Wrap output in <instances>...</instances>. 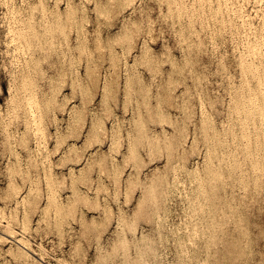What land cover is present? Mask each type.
<instances>
[{
  "label": "rangeland",
  "instance_id": "rangeland-1",
  "mask_svg": "<svg viewBox=\"0 0 264 264\" xmlns=\"http://www.w3.org/2000/svg\"><path fill=\"white\" fill-rule=\"evenodd\" d=\"M196 1H198V2H196ZM208 1H210L211 3L213 2V3L211 4ZM58 2H59V4H58ZM181 2H183L182 4H183V6H185V9H184V7L181 8V6H182ZM188 2H190L191 4ZM193 2L196 4H194ZM193 2H192V0L191 1L190 0H174V2H173V0L172 1L171 0H167V1L166 0H70V1L69 0H54V1L53 0H15V1L14 0H0V39H1L0 40V112H1V114H0L1 115L0 116V126L2 127V128L0 127V133H1L0 136L2 135L0 137V142L3 144L2 145L0 143V188H1L0 189V197L2 194V197L0 198V205H1L0 206V210H1L0 211V224H1L0 228L5 229V228L9 227V230L12 233L14 230V235H18V236L22 237L23 239L25 238L24 239L25 242L30 245L31 252L36 254L35 256L33 254V258L31 257V259H33V260H31V259L26 260L25 258H22V256L17 255L18 253H14L13 250H15V249L13 246V242L9 241L6 238L4 239L2 237V238H0V261H2V260L3 261L6 260V261L5 262L2 261V262H0V264H2V263L3 264L4 263L5 264H13V263L18 264L19 262H20L19 264H21V263L22 264L23 263L24 264H26V263L27 264H33V263L34 264H62V263L63 264H74V263L75 264H163V262H164V264H169V263L170 264H178V263L179 264H204V263L205 264H232V263H234V264H264V181H262V180H264L263 179L264 178V166H263L264 163H262V162H264L263 161L264 160V147H263L264 146V141H263L264 138H262V136L264 137V134H263L264 133V124L262 125L261 119H258V117H256L257 115H256V111L254 109V106L257 107L260 104V102L258 101V99L256 101L255 97L253 96V94H254L253 89L254 88L252 89V87H254L255 83L253 81H251V80H253V78H251L252 73L250 72V68L248 67V72H245V70H241V65H240V64H245L243 62V61H245L243 58H245V59L247 58V60L251 59L253 61H256V59L254 60V57H252V55H250V56L248 55V57H245V56H247V54L245 55L243 53H246L245 44L247 43L249 38L250 39H253V38L259 39L261 34L264 33V0H260V1L259 0H241V1L237 0L238 4H237L236 0H229L230 3L228 2V0H226V2H228L229 4L226 3V6H228V7L226 8V6H225L223 8L224 12H223V9L220 11L221 15H218L220 13H219V10L216 9V8H218L217 4H218L219 0H194ZM214 2H216V3L214 4ZM244 2H246V3H244ZM74 3L76 4V7H74L75 6ZM96 3L97 4L99 3L100 5H97ZM160 3H162V4H160ZM173 3L174 4L176 3V4L174 5ZM197 3H199L200 5ZM39 4H40V6H39ZM230 4L232 6L229 8ZM54 5L56 8L53 7ZM68 5L71 8H69ZM71 5H74V6H71ZM95 5H97L99 7H97ZM139 5H140V8H139ZM168 5L169 6L171 5L175 9L172 8L171 6L168 7L169 9H167L166 6H168ZM191 5H193V6H191ZM207 5L210 7V9ZM178 6L180 9H184L186 11L182 12L181 10H179ZM41 7H43L45 10ZM65 7H66V10H68L67 12L65 11ZM198 7H200V9ZM57 8L60 10L58 11ZM157 8L161 12L158 11ZM176 8L178 10V13L175 12V11H177ZM187 8H189L190 10ZM48 9H50L51 11ZM52 9H54L55 11L54 10L52 11ZM192 9L195 11L197 10L196 13L199 12L198 13L199 17H197L198 14H195L194 13L195 11H193ZM201 9L202 10L204 9V11H202ZM229 9H231V11ZM248 9L249 10L251 9V11H248ZM63 10H64V12H63ZM169 10L174 11V13L172 11H169ZM198 10H200V11H198ZM214 10L216 11V13H214ZM74 11H76V13H78L79 15L78 14H77L78 16L75 15ZM167 11H169L170 13ZM261 11H262V13H260ZM43 12H45L46 14H44ZM51 12H53V13H51ZM59 12H60V14H59ZM185 12L187 14H185ZM227 12L228 13L230 12L231 14H228ZM40 13H41V15H40ZM56 13H57V16L59 18L56 16ZM70 13H71V15H69ZM160 13H162L163 15H161ZM192 13H193V15H192L193 17H194V15L196 16L194 18L196 19L197 22L193 19L192 16L190 17L191 21H190V19H188L189 15ZM225 13L228 14V19H227V15H225ZM37 14H39V15L37 16ZM80 14L82 15V17L80 16ZM158 14H159V16H158ZM17 15H19V16H17ZM30 15H32V17ZM202 15H203V17L204 16L205 17L202 18ZM36 16H37V18H36ZM65 16L68 18H66ZM163 16L165 17L164 21H163V19H164ZM221 16L222 17L224 16V17L221 18ZM173 17H175V19ZM178 17H179V20H178ZM249 17H251V18H249ZM255 17H257V19H255ZM26 18H28V21L31 19L33 20V22H32V20L29 21L31 25L29 24V22L27 21ZM34 18H36V19H34ZM42 18L46 19V23H44L45 19H42ZM229 18H231V19L234 18V19H232V20L230 19V21H231L230 22ZM76 19L79 20L78 22H79L80 26L77 25ZM166 19H168V20H166ZM169 19H171V20H169ZM259 19L261 20V22H259ZM10 20H12V21L10 22ZM13 20H14V22H13ZM15 20H17V21H15ZM64 20L65 21L67 20L66 22L68 24L67 23L65 24ZM74 20H75V23H73ZM185 20L189 21V22H186ZM37 21H39V22H37ZM61 21H63V22H61ZM68 21L70 23L72 21L73 22L70 24ZM224 21L230 22V23L225 24L226 22H224ZM15 22H17V23H15ZM52 22H53V24H51ZM119 22L121 23V25ZM203 22L207 23L208 26H207V24H204ZM211 22H212V24H211ZM233 22H235V23H233ZM43 23L46 24V26L49 25V27L44 28L46 26ZM58 23H60L61 25ZM217 23H219L222 26H220ZM221 23H223V24H221ZM38 24H39V26H38ZM171 24H173V25H171ZM202 24H203V28L205 30L203 28L200 29V27H202ZM257 24H259L260 26H257ZM25 25H27V26H25ZM74 25H75V29L73 28ZM226 25L229 29L227 27L225 28ZM234 25L235 26L237 25V27H235ZM239 25H241V26L245 25V27L241 28V26H239ZM12 26H14V27H12ZM28 26H29V28H28ZM62 26H64V27H62ZM179 27L180 28L183 27L182 28L183 30H181ZM215 27H216V29H215ZM233 27H235V29L238 31V34H240L242 31L243 32L240 35H237V34H235V33H237V31H235ZM250 27L251 28L253 27L252 31H255V32L250 31L251 30ZM18 28H20V29H18ZM206 28L209 31H206ZM220 28H222L223 30ZM258 28H259V31H258ZM16 29L18 31H16ZM44 29H45V31H43ZM224 29H226L227 31L226 30L224 31ZM23 30L26 32L23 33ZM229 30L231 32H229ZM262 30H263V32H262ZM4 31H6V32H4ZM14 31H16V32H14ZM61 31L63 33H61ZM65 31H67V32H65ZM184 31L185 32L188 31L190 34L188 32L185 34ZM217 31H219V32H217ZM7 32H10V34ZM11 32H13V33H11ZM59 32H60L61 36H59L60 35ZM196 32L198 34L200 33L201 37H203L204 39L199 37L200 34L198 35ZM224 32H226V33H224ZM67 33H68V35H67ZM79 33H81L82 35ZM193 33H195V34L193 35ZM227 33H228V35H227ZM30 34L34 35V36H30ZM43 34H45V35H43ZM55 34H57L58 38H56L57 36ZM223 34H225V35H223ZM230 34H232L233 36H231ZM22 35H23V38H22ZM72 35H74V36H72ZM190 35H191V37H190ZM214 35L216 38L214 37ZM40 36H41V38H39ZM19 37L22 38L23 40L20 39ZM26 37H28V38H26ZM245 37H246V39H244ZM62 38L63 39L66 38V39L63 40ZM199 38L201 40L200 44H199ZM232 38L235 41L230 42L231 40H233ZM52 39H54V40H52ZM57 39H59V40H57ZM188 39H192V40H188ZM16 40H18V41H16ZM43 40H45V41H43ZM179 40H180V42H179ZM187 40H188V43H186ZM225 40H226V43H225ZM77 41H80V42H77ZM184 41H186L185 44H184ZM239 41L242 45L239 43ZM243 41L244 42L246 41V42L244 43ZM218 42H220L223 45H220V43H218ZM236 42H238V43H236ZM56 43L59 45H57ZM178 43H180V44H178ZM193 43L196 47L193 45ZM210 43L213 45V47H211L212 45ZM201 44H202V46H200ZM205 44L208 46L204 47ZM229 45H230V47H229ZM7 46H9V47H7ZM47 46H49V48ZM54 46H56V47H54ZM142 46H144V47H142ZM191 46L194 47L195 49L192 48ZM225 47H227V48H225ZM33 48H35L36 50ZM37 48H40V49H37ZM58 48H60L59 52H58ZM232 48H234V49H232ZM51 49H53V50H51ZM207 49L209 50V54H208ZM46 50H48V51H46ZM126 50H127V52H126ZM189 50H191V51H189ZM31 52H33V53H31ZM221 52H223V53H221ZM22 53L26 56H24ZM218 53L220 56H218ZM234 53H236V54H234ZM122 54H124V55H122ZM225 54L226 55L228 54L227 55L228 57ZM223 55H225V56H223ZM29 56H30V58L32 57L31 60L33 61V63L35 62L34 63L35 65L30 60ZM241 56H242V58H241ZM117 57H119V58H117ZM148 57H149V60H148ZM33 58L36 60H34ZM112 58H113V60H112ZM114 58H117L118 61L115 60ZM192 58H193V60H192ZM230 58H232L233 60H231ZM221 59H222V61H221ZM240 59H243V60H240ZM124 60H126V61H124ZM237 60H238V63L236 62ZM26 61H28V62L26 63ZM112 61L114 62V64ZM146 62H148V63H146ZM30 63H32L33 65ZM117 63H119V64L117 65ZM125 63H126V65H125ZM226 63H228V64H226ZM12 64H14V66ZM109 65H111L112 67H110ZM223 65H225V66H223ZM11 66H12V69H11ZM87 67H89L90 70L89 69L87 70ZM128 67L130 68V70ZM21 68H23V69H21ZM93 68H95V69H93ZM226 68H228V69L226 70ZM27 69L29 70L28 72H26ZM32 69H33V73L35 74L36 77L32 73V71H31ZM116 69H118L119 71ZM217 69H219L220 72ZM115 71H117V73ZM233 71L235 72V74L233 73ZM11 72H12V74H11ZM74 72H76V74ZM17 73H19V74L17 75ZM25 73H26V75H28L27 76L28 79L26 78ZM39 73H40L41 77L39 76ZM60 73H63V74H60ZM238 73L239 74L242 73L241 76ZM247 73H249V74H247ZM11 75H12V77H11ZM42 75L44 76V78L42 77ZM54 75H56V76H54ZM64 76H65V78H64ZM236 76H238V78ZM222 77L228 78L229 81L226 80V78L223 79ZM9 78H11V79H9ZM12 79H13V81H12ZM16 79H17V82H15ZM8 80H9L10 86L8 85ZM30 80H32V81L30 82V85H29ZM36 80H38V81H36ZM60 80H63V81L60 82ZM26 82L28 83L27 84L28 86L24 85V84H26ZM41 83H42V85H41ZM226 83H228L229 85ZM236 83H238V84L236 85ZM251 83H253V84H251ZM20 84L23 86H21ZM50 84H52V85H50ZM54 84H56V85H54ZM240 85L243 86V87H241L242 89L240 88ZM34 86H35V88H34ZM47 86H49V87H47ZM50 86H51V88L53 87L54 89L53 88L50 89ZM12 88H14V89L11 90ZM33 88L36 90H34ZM45 88L48 90V92ZM16 89H18V90H16ZM57 89H59V90H57ZM57 91H60V92H57ZM11 92L12 93L14 92V94H11ZM250 92H251V94H250ZM45 93H47V94H45ZM52 93H54V94H52ZM228 93H230L232 95L237 94L238 99L235 98L236 97L235 95L232 96L229 94V96H230L229 97ZM20 94H21L20 98L16 97V96H19ZM25 94H27V96ZM40 94H42L41 100H40L41 97H39ZM58 94H59V96H58ZM243 94H244V96L242 97ZM239 95H241V96H239ZM9 96H11V98ZM61 96L63 98H59ZM233 97L235 100L233 99ZM240 97L243 100L242 102L240 100ZM18 99H20V100L18 101ZM35 99H36V101H35ZM48 99L51 102H49ZM53 99H54V101H53ZM55 99H57L58 101L56 100V102H55ZM230 99L232 100V102L235 101V103H233V105L231 104L232 102ZM227 100L229 102H227ZM238 100L240 102H238ZM248 100H249V102H248ZM15 101H16V103H14ZM9 102H11V103H9ZM20 102H22L23 104L26 103L28 105L24 104V105H26V106H24V105H22V103L20 104ZM29 102H30V104H29ZM33 102H35L34 105H33ZM236 102H237V104H236ZM42 103L44 106L42 105ZM250 103H251V105H250ZM5 105H6L8 110L6 109ZM56 105H58V106L60 105L59 108H58V106L56 107ZM61 105L63 106V108ZM64 105L66 106V108ZM21 106H23V107L21 108ZM51 106H52V108H51ZM229 106L230 107L232 106L230 108L232 110L229 109L230 113L228 110ZM251 106H252V108H251ZM9 107H11V108L9 109ZM54 107L57 109H55ZM240 107H242V108H240ZM17 108H18V110H16ZM41 108H42V110H41ZM60 108H62V109H60ZM226 108H227V110H226ZM236 108H237V110H236ZM3 109H5V110L2 111ZM43 109L44 110L48 109L49 111L48 110L44 111ZM59 109L61 110V112H59L60 111ZM68 109H71V110H68ZM244 109H246V110H244ZM10 110H11V112H10ZM24 110H25V112H24ZM64 110H65V112H64ZM233 110H235V111H233ZM18 111L19 112L22 111V112L19 113ZM74 111H79V112H74ZM41 112H44V113H41ZM233 112H235L236 114ZM241 112H243L244 115ZM245 112H247V114ZM7 113H8V115H7ZM28 113H30V114H28ZM16 114L17 115L19 114V115L17 116ZM79 114H80V116H79ZM11 115L13 117L15 115L16 116L13 119V117ZM50 115H51V117H50ZM74 115H75V117H74ZM237 115H239V116H237ZM250 115L252 116V118ZM7 117L8 118L10 117L11 119L9 118V120H8ZM26 118L28 121L25 120ZM3 119H6L7 123ZM17 119H18L19 123L16 122ZM48 119H49V121H48ZM50 119L52 120V122ZM223 119H224V122H223ZM11 120H13V121H11ZM20 121L24 122L25 124L21 123ZM227 121L229 123H231V122L232 123L228 124ZM246 121H247V124H246ZM259 121H260V123H258ZM10 122H13L14 124L10 123ZM93 122H94V124H93ZM237 122L238 123L241 122V123L239 125H237L238 124ZM172 124H174V125H172ZM27 125H28V127H27ZM51 125H53V126H51ZM171 125L173 127H171ZM230 125H231V127H230ZM232 125H234L233 128H232ZM245 125H246V127L247 126L248 127L245 128ZM257 125H259V126H257ZM223 126H225V127H223ZM235 126L237 128H235ZM250 126H253L254 128L250 127ZM3 127H4V129H3ZM13 127H15V128H13ZM162 127H163V129H162ZM255 127L257 129H259L261 127L259 129V131L262 133H260ZM89 128L92 130H90ZM93 128H94V130H93ZM95 128H97V129H95ZM17 129H18V131H16ZM27 129H29V130L27 131ZM43 129L46 130L47 132L44 131ZM228 129H229V131H228ZM247 129H248V131L246 132ZM5 130H6V132H4ZM9 130L11 132L12 131L13 132L10 134V132H8ZM110 130H111V132H110ZM162 130H164V131H162ZM232 130H233V132H232ZM236 130H238V131H236ZM35 131H36V133H35ZM5 133L7 134V136ZM14 133L16 135H19V136H16ZM110 133H113L114 136ZM250 133L253 137L250 135ZM253 133L254 134L256 133V134L254 135ZM39 134H41V135H39ZM44 134H46V135L48 134L47 135L48 138ZM226 134H228L229 136L231 135V136L228 137V135H226ZM21 135H23V136H21ZM34 135L35 136L37 135V138ZM54 135L56 136V139H55ZM243 135H244V137H242V138L245 142L241 138V136H243ZM245 135H246V137H245ZM28 137L32 138V139H30V141H29ZM255 137H258V138L260 137V138L256 139ZM229 138H232V143H231L232 145L230 144L231 139L229 140V142H228V140H226ZM252 138H253V140H252ZM254 138L256 139L255 141H254ZM5 139L8 140L7 141L8 146H6V147L4 146L6 144ZM58 139H61V141L60 140L58 141ZM204 139L207 141L204 142ZM238 139H241V140H238ZM224 140H226V141H224ZM240 141H242V142H240ZM222 142L224 143V145ZM251 142H253V144ZM26 143L30 144V146L27 145ZM38 143L40 144V146ZM218 143H220L219 146H218ZM235 143H236V145H235ZM213 144H215L217 147ZM248 144H250V145H248ZM257 144L259 145V147H261V149H263V152L261 149L257 148V146H256ZM69 145H71V146H69ZM229 145L232 147H230ZM252 145L253 146L255 145L256 148H252L253 147ZM205 146H207V147H205ZM214 146H215V148H214ZM238 146L240 149L238 148ZM241 146H243V147H241ZM4 147L7 148L5 150V152H4ZM33 147L35 149H33ZM38 147H41V148H38ZM72 147H75V149ZM182 147H183V149H182ZM30 148H31V150H30ZM184 148H185V150H184ZM242 148H244V149H242ZM8 149L10 151L9 153L7 151ZM50 149L52 151L56 150V151H54L55 153L51 152ZM206 149H207V152H206ZM212 149H213V151H211ZM228 149H231V150L229 151ZM94 150H95V152H93ZM99 150H101V151H99ZM254 150H256V152ZM258 150L261 152L259 153ZM41 151H43L42 153H44L46 156L44 154H42ZM65 151H67V152H65ZM102 151H104V152H102ZM168 151H171V152L169 153ZM233 151L236 153L239 151V153L242 156H240L239 153H237V154L234 153ZM240 151H243V153ZM244 151H246V152H244ZM250 151H252V152H250ZM14 152L16 153V155L14 154ZM48 152H49V154H48ZM131 152H133V153H131ZM204 153H205V155L207 154V156L209 155V153H211V154L207 157L204 155ZM214 153H216V154H214ZM224 153H226V154H224ZM227 153H228V155H227ZM232 153H233V155L234 154L235 155L233 156ZM261 153H263V154H261ZM28 154H30V157ZM32 154L35 156H33ZM169 154H170V156H167ZM12 155L15 157H13ZM61 155H63V156H61ZM91 155L94 158H92ZM216 155H217V157H216ZM173 156H175V157H173ZM230 156H232V159ZM257 156H258V158H257ZM261 156H263V157H261ZM4 158H5V161H4ZM50 158L52 159L53 162L51 161ZM253 158H255L256 160H254ZM260 158H263V160L262 159L259 160ZM112 159L115 161L113 162ZM200 159H203V160H200ZM209 159L210 160L212 159L213 161L212 160L210 161ZM243 159H244V161H243ZM55 160L58 161V163ZM100 160L101 161L103 160V161L101 162ZM3 161L6 162L7 164L3 163ZM30 161H32V162H30ZM33 161L35 164L33 163ZM38 161H40V163ZM171 161H172V164L166 163V162H171ZM237 161H242V162L240 163ZM8 162L11 164H9ZM29 162L32 166L29 164ZM46 162H47V164L45 166ZM97 162H100V164H98ZM115 162H118V163H115ZM202 162L204 164H202ZM243 162H245V163H243ZM256 162H258V163L260 162L261 164L259 163V166H256V165H258V163H256ZM15 163H17V164H15ZM112 163H113V165H112ZM114 163H115V165H114ZM248 163H250V164L248 165ZM28 165H30V166H28ZM36 165H37V169H36ZM240 165L241 166L243 165L244 167H241ZM260 165H262V166H260ZM113 166H116V168ZM191 166H193V167H191ZM197 166L200 168V170H199V168H197ZM7 167H8V169H7ZM74 167L77 171L74 169ZM173 167H175V168H173ZM206 167H208L209 169ZM257 167L259 169H257ZM22 168H24L26 171H24V169H22ZM81 168H82V170H80ZM185 168H187V169H185ZM242 168H244L245 170H243ZM17 169H19V170H17ZM67 169L68 170L70 169V173ZM195 169H197V170L195 171ZM252 169L254 171H252ZM261 169L263 170V172ZM6 170H7V172H6ZM33 170H34V172H33ZM39 170H42V171L39 172ZM61 170L63 171V173H61ZM204 170H205V172H204ZM239 170H241V172ZM1 171H4V172L2 173ZM15 171L17 174L15 173ZM28 171H31V172H28ZM49 171H50V173H49ZM71 171H72V173H71ZM111 171H113V173ZM161 171H162V174L160 173ZM243 171L245 174L243 173ZM251 171L255 172L256 174L251 173ZM5 172H6V174H5ZM8 172H11V174L10 173L8 174ZM20 172L22 174L19 175L18 173H20ZM32 172L35 174H33ZM131 172H134V173L131 175ZM110 173L114 176H112ZM152 173H154L155 177H153ZM159 173H160L161 177H160ZM39 174H40V176H39ZM78 174L81 178L79 176L77 177ZM115 174L117 176H119V178H117V176ZM148 174H150L153 178L151 176H148ZM155 174H157V177ZM252 174H254V176ZM70 175H72L73 177ZM5 176L6 177L8 176V177L6 178ZM185 176H187V177H185ZM261 176H263V178H261ZM10 177H12L13 179ZM50 177H52V178H50ZM115 177H116V179H115ZM147 177H150V178H147ZM8 178H10V181ZM32 178L37 179V180H34ZM38 178H39V180H38ZM57 178L59 181L57 180ZM129 178L130 179L132 178V179L130 180ZM23 179L25 181H22ZM117 179H118V181L115 182ZM244 179H246V180H244ZM45 180H46V182H45ZM56 180L58 182H56ZM97 180H99V182ZM188 180H190V181H188ZM72 181L75 184H73ZM82 181H84L85 183ZM129 181H132V182L129 183ZM255 181L257 184L255 183ZM53 182H54L55 186L52 184ZM60 182H62L61 183L62 185H60ZM197 182H199V183L197 184ZM15 183H17V185ZM43 184H44V187H42ZM45 184H46V186H45ZM70 184L73 187H75L76 189L73 188ZM76 184H77V187L75 186ZM83 184H85L86 186L84 187ZM127 185L129 188L127 187ZM253 185H255V186H253ZM22 186H23V188H22ZM38 186H41L40 188H41L42 192L40 191V188ZM125 186L127 187L128 190H126ZM10 187H12V188H10ZM68 187L70 189H68ZM87 187H88V189H87ZM119 187H120V189H118ZM13 188H15V189H13ZM45 188H48V189H45ZM95 188L98 190H96ZM105 188L107 190L109 189L110 192H108L109 190L107 191ZM7 189L10 190L11 192H9ZM11 189L14 191H12ZM17 189L18 190L20 189L21 191L19 190V192H18V191H16ZM52 189L55 192L51 191ZM71 189L73 191H71ZM102 189H104V190H102ZM5 190H7L8 192ZM2 191H5L6 193L5 192L2 193ZM35 191H36V193H35ZM57 191H58V193H57ZM83 191H86V192L88 191V192L87 193L85 192V195H83L84 194ZM93 191H95V192H93ZM114 191H115V193H114ZM59 192H61V194ZM96 192H97V196H98L97 200L95 198V197H97V196H95ZM41 193H43V194H41ZM46 193H47V195H46ZM4 194L6 195V197L8 199L5 196H3ZM39 194H40V196H39ZM53 194H55V195H53ZM71 194H73V195H71ZM184 194L186 195V197ZM34 195H38V196L34 197ZM66 195L68 198L66 197ZM86 195H88V196H86ZM12 196H14V197H12ZM25 196H27V197H25ZM83 196H84V198H83ZM32 197L35 200H33ZM37 197L38 198L41 197V198L38 199ZM115 197H117V198H115ZM10 198H12V199H10ZM72 198H73V200H76V198H77L78 201L77 200H76L77 202L72 201L71 200ZM86 198H87V200H86ZM88 198H89V200H88ZM53 199L57 203H55L53 201ZM25 200L28 202H26ZM187 200H188V202H187ZM50 201H52L53 203H50ZM58 201L60 203H58ZM114 201H116V202H114ZM118 201H120V202H118ZM19 202H22L23 205H22V203H20L18 205ZM36 202H38V203L40 202L39 204H37L38 206L36 205ZM46 202H49L52 206ZM67 202L68 203L70 202L69 203L70 207H69V204ZM8 203H10V204H8ZM97 203L98 204L101 203L102 205L101 204L97 205ZM104 203L105 204L108 203L107 206L105 205L106 207L103 206ZM15 204H16V206H14ZM24 204H26L27 206ZM46 204L48 206H46ZM117 204L120 205L119 208H118V206H116ZM8 205H9V207H8ZM60 205H62V206L59 209H61L62 211L58 210V208H55L56 206L58 207ZM109 205H111V206H109ZM43 206L45 207L46 210L44 209ZM92 206H93V208H92ZM102 206L105 208V210L103 209ZM14 207H16V208H14ZM48 207H50L51 209ZM78 207H80V208H78ZM94 207H96V208H94ZM7 208H9V209H7ZM20 208L21 209L24 208L25 211L23 212ZM66 208H68V209H66ZM106 208L109 210H107ZM64 209H65V211H64ZM70 209H71V211H70ZM95 209H96V211H95ZM119 209H120V211H119ZM2 210H3V213H2ZM41 210H43V211H41ZM99 210H102V211H99ZM111 210H112V212H111ZM116 210H118V211H116ZM122 210H123V212H122ZM189 210H191V211H189ZM14 211H15V214H14ZM67 211L70 214H68ZM79 211L81 212V214L78 213ZM29 212L31 215L29 214ZM34 212H36V215ZM41 212H43V215L47 212L44 215L45 217L42 216ZM48 212H49V214H48ZM54 212H56V213H54ZM59 212H60V214H59ZM103 212H105V214H103ZM53 213L55 215H53ZM64 213L67 215H65ZM82 213L86 216H84ZM125 213H127V214H125ZM40 214L42 217L39 216ZM101 214H103L104 216ZM107 214H109V215L111 214L110 217ZM129 214L132 216H129ZM15 215H17V216H15ZM79 215L82 216V218H79L81 220V222L79 219H76V217H79ZM152 215L153 216L156 215V216L153 217ZM24 216H25V220L23 218ZM33 216L36 218H34ZM59 216H61L62 218H60ZM64 216L65 217L67 216L68 218L65 219ZM157 216H159V217H157ZM17 217H19V218H17ZM30 217H33V218H30ZM86 217H89V218L91 217L90 219L92 222L90 221L89 218H86ZM106 217H107V219H106ZM133 217H134V219H133ZM99 218L103 219L104 221L99 220ZM121 218H125L126 222H128V223H126L124 221V219H121ZM165 218H167V219H165ZM15 219H16V221H15ZM74 219L76 221H74ZM105 219H106V221H105ZM31 220H34V221H31ZM39 220L42 223H40ZM121 220H123V221H121ZM128 220H130V222ZM19 221L20 222L22 221L21 222L22 225H20L21 223ZM25 221H27V222H25ZM53 221H56L57 223L59 222L62 224L59 225V223L57 224L56 222L54 223ZM65 221H68V222H65ZM98 221L100 223H98ZM131 221H132V223H131ZM47 222H48V224H50V227L47 224ZM82 222H84V223H82ZM156 222H157V224H156ZM70 223H72V224H70ZM81 223H82V225H80ZM17 224H19L20 226ZM94 224H96V227L94 226ZM122 224H123V226H122ZM126 224H128V225L130 224L131 226H128ZM163 224L165 225V227L163 226ZM28 225H31V226L33 225V226L28 227ZM133 225H134L135 229H134V227H132ZM38 226H40V227H38ZM43 226H45V227L47 226L48 229L43 227ZM53 226H55V227H53ZM60 226H61V228H58ZM27 227L30 228L29 232H28ZM128 227L131 228V230ZM154 227L157 229V231L154 230L155 229ZM122 228H124V229L122 230ZM25 229L27 232L25 231ZM45 229L47 231H45ZM53 229H54V231H53ZM112 229H113V231H112ZM160 229H161V231H160ZM197 229H198V231H197ZM30 230H32V231H30ZM60 230H62V231H60ZM65 230H66V232H65ZM110 230L115 235L113 233H110ZM151 230H152V232H151ZM15 231H17V233ZM146 231H148V232H146ZM176 231L178 234H176ZM30 232H31V234H30ZM118 232H120L122 234H116ZM124 233H126V234H124ZM140 233H143V234H140ZM145 233H148V234H145ZM145 235H147V240L145 239L146 238ZM122 236H124V237H122ZM133 236L134 237L136 236V237L134 238ZM137 236L138 237L142 236V237L139 239V238H137ZM186 236L188 239L186 238ZM132 237L136 240L134 241L132 239ZM60 238H62V239H60ZM73 238H74V240H73ZM95 238L97 239V241H95L96 240ZM120 238H122V239L124 238L126 241L124 239L122 240ZM142 238L144 239L143 241L141 240ZM2 239L5 241L3 242ZM67 239L71 243H69ZM98 239H101V240H98ZM113 239L114 240L118 239L117 241H119V242H117V241L114 242ZM120 240L123 241V243ZM138 240H140V241H138ZM72 241H73V243H72ZM145 241H147V242H145ZM38 242H40V243H38ZM201 242L203 245L201 244ZM4 243L5 244L7 243V244L5 245ZM60 243H61V245H60ZM115 243H116L117 247H116ZM145 243H147V244H145ZM139 244H140V246H139ZM141 244H144V245H141ZM67 245H68V247H67ZM151 245H153V246H151ZM204 245L205 246L207 245L205 247L206 249H204V248L202 249V247ZM9 246L13 249H10ZM100 246H101L100 249H102V250L99 249ZM142 246L143 247L145 246L144 249ZM176 246H179V247H176ZM181 246H182V249H180ZM95 247H97V248H95ZM151 247H153V249ZM175 247H176V249H175ZM6 248H8V249H6ZM58 248H60V249H58ZM68 248H70V249H68ZM73 248H74V251H72ZM116 248H118L119 250ZM33 249H35V250H33ZM245 249H247V250H245ZM147 250H149V251L147 252ZM189 250H190V252H188ZM197 250H200V251H197ZM241 250H242V252H239ZM10 251H12V252H10ZM66 251H68L69 253ZM128 251L130 252V255H129ZM153 251H156V252H153ZM201 251H202V253H201ZM206 251H207V254H206ZM5 252H6V254H7V252L10 254L6 255ZM120 252H122V254ZM140 252L144 256L140 255L141 254ZM165 252H167V253H165ZM198 252H199V254H198ZM208 252H210V253H208ZM12 253L15 254L14 257H12L13 256ZM66 253H68V254H66ZM136 253H138V254H136ZM145 253H147V254H145ZM148 253H149V255H151L152 258L150 256L148 257ZM152 253H155V254L152 255ZM185 253L186 254L190 253V254H187L185 256L184 255ZM241 253H242V255H241ZM243 253H245L244 257H243ZM181 254H183V255H181ZM43 255H44V257H43ZM65 255H67V256H65ZM133 256H135V257L133 258ZM209 256H212V257H209ZM215 256H216V258H214ZM39 257H42V260L38 259ZM48 257H50V258H48ZM138 257H140V258H138ZM141 257H145V260H143V258H141ZM8 258L11 259L13 262L8 261L9 260ZM207 258H209L208 261H207ZM234 258H236V259H234ZM14 259H15V261H14ZM20 259H22L23 262ZM51 259H52V261H51ZM25 260H26V262H25ZM37 260L39 262H41V261L42 262L39 263ZM83 260H84V262H83ZM150 260H152V261H150ZM155 260H158L159 262L156 261L157 262L156 263ZM55 261L56 262L58 261V262L56 263ZM61 261H63V262H61ZM73 261H75V262L72 263ZM179 261H181V262H179ZM185 261H186V263H185ZM29 262H31V263H29ZM172 262H174V263H172Z\"/></svg>",
  "mask_w": 264,
  "mask_h": 264
},
{
  "label": "bare ground",
  "instance_id": "bare-ground-1",
  "mask_svg": "<svg viewBox=\"0 0 264 264\" xmlns=\"http://www.w3.org/2000/svg\"><path fill=\"white\" fill-rule=\"evenodd\" d=\"M14 1H15V0H14ZM53 1H54V0H53ZM69 1H70V0H69ZM166 1H167V0H166ZM171 1H172V0H171ZM190 1H191V0H190ZM193 1H194V0H192V2H193ZM240 1H241V0H240ZM259 1H260V0H259ZM43 2H44V1H43ZM129 2H130V1H129ZM161 2H162V1H161ZM173 2H174V0H173ZM196 2H198V1H196ZM199 2H200V1H199ZM203 2H204V1H203ZM208 2H210V1H208ZM228 2H229V0H228ZM228 2H226V0H219V2H218V4H217V7H218V8H216V9L219 10V13H220V14H218V15H221V12H220V11L226 6V3H228ZM236 2H237V0H236ZM16 3H17V2H16ZM54 3H55V2H54ZM72 3H73V2H72ZM122 3H123V2H122ZM125 3H126V2H125ZM141 3H142V2H141ZM165 3H166V2H165ZM182 3H183V2H181V5H182L181 8L184 7V9H185V6H183ZM188 3H190V2H188ZM193 3H194V2H193ZM204 3H205V2H204ZM206 3H207V2H206ZM210 3H211V2H210ZM212 3H213V2H212ZM212 3H211V4H212ZM215 3H216V2H214V4H215ZM229 3H230V2H229ZM229 3H228V4H229ZM241 3H242V2H241ZM244 3H246V2H244ZM254 3H255V2H254ZM55 4H56V3H55ZM58 4H59V2H58ZM74 4H75V3H74ZM96 4H97V3H96ZM160 4H162V3H160ZM169 4H170V3H169ZM171 4H172V3H171ZM173 4H174V3H173ZM175 4H176V3H175ZM175 4H174V5H175ZM190 4H191V3H190ZM194 4H196V3H194ZM197 4H199V3H197ZM211 4H210V5H211ZM228 4H227V5H228ZM237 4H238V2H237ZM51 5H52V4H51ZM56 5H57V4H56ZM69 5H70V4H69ZM69 5H68V7H69ZM97 5H100V4L98 3ZM97 5H95V6H97ZM141 5H142V4H141ZM143 5H144V4H143ZM199 5H200V4H199ZM199 5H198V6H199ZM242 5H243V4H242ZM246 5H247V4H246ZM258 5H259V4H258ZM39 6H40V4H39ZM66 6H67V5H66ZM71 6H74V5H71ZM170 6H171V5H170ZM170 6H169V5L166 6L167 9H169L168 7H170ZM191 6H193V5H191ZM191 6H190V7H191ZM196 6H197V5H196ZM207 6H208V5H207ZM231 6H232V5L230 4L229 8H230ZM237 6H238V5H237ZM244 6H245V5H244ZM252 6H253V5H252ZM53 7H55V5H54ZM74 7H76V4H75ZM77 7H78V6H77ZM97 7H99V6H97ZM136 7H137V6H136ZM164 7H165V6H164ZM166 7H165V8H166ZM171 7H172V6H171ZM190 7H189V8H190ZM208 7H209V6H208ZM227 7H228V6H226V8H227ZM41 8H43V7H41ZM55 8H56V7H55ZM69 8H71V7H69ZM78 8H79V7H78ZM137 8H138V7H137ZM139 8H140V5H139ZM158 8H159V7H158ZM158 8H157V9H158ZM162 8H163V7H162ZM172 8H174V7H172ZM178 8H179V6H178ZM189 8H187V9H189ZM198 8L200 9V7H198ZM203 8H204V7H203ZM211 8H212V7H211ZM226 8H225V9H226ZM243 8H244V7H243ZM247 8H248V7H247ZM247 8H246V9H247ZM39 9H40V8H39ZM39 9H38V10H39ZM43 9H44V8H43ZM57 9H58V8H57ZM174 9H175V8H174ZM184 9H180V8H179V10H181L182 12H183V11H186V10H184ZM190 9H191V8H190ZM190 9H189V10H190ZM209 9H210V7H209ZM246 9H245V10H246ZM44 10H45V9H44ZM48 10H50V9H48ZM53 10H54V9H52V11H53ZM59 10H60V9H58V11H59ZM70 10H71V9H70ZM72 10H73V9H72ZM137 10H138V9H137ZM162 10H163V9H162ZM176 10H177V8H176ZM192 10H193V9H192ZM201 10H202V9H201ZM229 10L231 11V9H229ZM12 11H13V10H12ZM15 11H16V10H15ZM42 11H43V10H42ZM42 11H41V12H42ZM50 11H51V10H50ZM54 11H55V10H54ZM65 11H66V12L68 11V10H66V7H65ZM158 11H160V10L158 9ZM158 11H157V12H158ZM169 11H172V10H169ZM169 11H167V12H169ZM181 11H180V12H181ZM193 11H195V10H193ZM196 11H197V10H196ZM196 11H195L194 13H195V14H198L199 12L196 13ZM198 11H200V10H198ZM202 11H204V9H203ZM248 11H251V9H250V10L248 9ZM45 12H46V11H45ZM45 12H43V13L46 14ZM56 12H57V11H56ZM63 12H64V10H63ZM74 12H75V15L78 14V13H76V11H74ZM133 12H134V11H133ZM160 12H161V11H160ZM167 12H166V13H167ZM172 12L174 13V11H172ZM175 12L178 13V10L175 11ZM207 12H208V11H207ZM223 12H224V9H223ZM238 12H239V11H238ZM32 13H33V12H32ZM38 13H39V12H38ZM51 13H53V12H51ZM135 13H136V12H135ZM158 13H159V12H158ZM169 13H170V12H169ZM190 13H191V12H190ZM200 13H201V12H200ZM204 13H205V12H204ZM214 13H216L215 10H214ZM227 13H228V12H227ZM251 13H252V12H251ZM260 13H262V11H261ZM18 14H19V13H18ZM33 14H34V13H33ZM49 14H50V13H49ZM49 14H48V15H49ZM59 14H60V12H59ZM156 14H157V13H156ZM160 14L163 15L162 13H160ZM185 14H187V13L185 12ZM207 14H208V13H207ZM228 14H231V13L229 12ZM228 14L225 13V15H227V19H228ZM19 15H20V14H19ZM19 15H17V16H19ZM34 15H35V14H34ZM38 15H39V14H37V16H38ZM40 15H41V13H40ZM54 15H55V14H54ZM69 15H71V13H70ZM78 15H79V14H78ZM78 15H77V16H78ZM173 15H174V14H173ZM192 15H193V13L190 14L189 17H188V19H190V21H191V18H190V17H191ZM21 16H22V15H21ZM30 16L32 17V15H30ZM30 16H29V17H30ZM37 16H36V18H37ZM56 16H57V13H56ZM56 16H55V17H56ZM77 16H76V17H77ZM80 16L82 17L81 14H80ZM158 16H159V14H158ZM158 16H157V17H158ZM164 16H165V15H164ZM164 16H163V17H164ZM176 16H177V15H176ZM176 16H175V17H176ZM184 16H185V15H184ZM187 16H188V15H187ZM42 17H43V16H42ZM46 17H47V16H46ZM52 17H53V16H52ZM57 17H58V16H57ZM65 17H66V16H65ZM72 17H73V16H72ZM161 17H162V16H161ZM161 17H160V18H161ZM175 17H173V18L175 19ZM192 17H193V16H192ZM194 17H196V16L194 15ZM194 17H193V19L196 21V19H195ZM197 17H199V14H198ZM200 17H201V16H200ZM204 17H205V16H204ZM204 17H203V15H202V18H204ZM211 17H212V16H211ZM211 17H210V18H211ZM223 17H224V16H223ZM223 17L221 16V18H223ZM231 17H232V16H231ZM234 17H235V16H234ZM237 17H238V16H237ZM240 17H241V16H240ZM253 17H254V16H253ZM253 17H252V18H253ZM21 18H22V17H21ZM36 18H34V19H36ZM53 18H54V17H53ZM58 18H59V17H58ZM66 18H68V17H66ZM173 18H172V19H173ZM181 18H182V17H181ZM202 18H201V19H202ZM241 18H242V17H241ZM249 18H251V17H249ZM24 19H25V18H24ZM26 19H27V21H28V18H26ZM42 19H45V18H42ZM50 19H51V18H50ZM56 19H57V18H56ZM62 19H63V18H62ZM78 19H79V18H78ZM78 19H76V20H77V25H79V22H78L79 20H78ZM176 19H177V18H176ZM197 19H198V18H197ZM207 19H208V18H207ZM215 19H216V18H215ZM230 19H231V18H229V21H230ZM232 19H234V18H232ZM232 19H231V20H232ZM239 19H240V18H239ZM255 19H257V17H255ZM18 20H19V19H18ZM31 20H32V19H31ZM31 20H29V21H31ZM60 20H61V19H60ZM60 20H59V21H60ZM67 20H68V19H67ZM67 20H66V21H67ZM123 20H124V19H123ZM123 20H122V21H123ZM164 20H165V17H164L163 21H164ZM166 20H168V19H166ZM169 20H171V19H169ZM178 20H179V17H178ZM178 20H177V21H178ZM180 20H181V19H180ZM183 20H184V19H183ZM199 20H200V19H199ZM199 20H198V21H199ZM211 20H212V19H211ZM218 20H219V19H218ZM235 20H236V19H235ZM245 20H246V19H245ZM251 20H252V19H251ZM11 21H12V20H10V22H11ZM15 21H17V20H15ZM23 21H24V20H23ZM29 21H28V22H29ZM59 21H58V22H59ZM66 21L64 20L65 24L67 23ZM122 21H121V22H122ZM126 21H127V20H126ZM174 21H175V20H174ZM181 21H182V20H181ZM185 21H186V20H185ZM185 21H184V22H185ZM192 21H193V20H192ZM201 21H202V20H201ZM204 21H205V20H204ZM240 21H241V20H240ZM246 21H247V20H246ZM253 21H254V20H253ZM13 22H14V20H13ZM20 22H21V21H20ZM28 22H27V23H28ZM32 22H33V20H32ZM35 22H36V21H35ZM37 22H39V21H37ZM50 22H51V21H50ZM61 22H63V21H61ZM68 22H69V21H68ZM72 22H73V21H72ZM72 22H71V23H72ZM186 22H189V21H186ZM196 22H197V21H196ZM219 22H220V21H219ZM224 22H226V21H224ZM230 22H231V21H230ZM230 22H226L225 24L230 23ZM237 22H238V21H237ZM259 22H261L260 19H259ZM15 23H17V22H15ZM21 23H22V22H21ZM44 23H46V19H45V22H44ZM44 23H43V24H44ZM69 23H70V22H69ZM71 23H70V24H71ZM73 23H75V20H74ZM119 23H120V22H119ZM122 23H123V22H122ZM172 23H173V22H172ZM182 23H183V22H182ZM203 23H204V22H203ZM209 23H210V22H209ZM233 23H235V22H233ZM240 23H241V22H240ZM29 24H30V22H29ZM36 24H37V23H36ZM51 24H53V22H52ZM58 24H60V23H58ZM67 24H68V23H67ZM176 24H177V23H176ZM179 24H180V23H179ZM185 24H186V23H185ZM188 24H189V23H188ZM188 24H187V25H188ZM204 24H207V23H204ZM211 24H212V22H211ZM217 24H219V23H217ZM221 24H223V23H221ZM247 24H248V23H247ZM11 25H12V24H11ZM14 25H15V24H14ZM18 25H19V24H18ZM23 25H24V24H23ZM30 25H31V24H30ZM44 25L46 26V24H44ZM60 25H61V24H60ZM62 25H63V24H62ZM81 25H82V24H81ZM111 25H112V24H111ZM120 25H121V23H120ZM122 25H123V24H122ZM171 25H173V24H171ZM195 25H196V24H195ZM195 25H194V26H195ZM198 25H199V24H198ZM200 25H201V24H200ZM215 25H216V24H215ZM219 25H220V24H219ZM232 25H233V24H232ZM7 26H8V25H7ZM15 26H16V25H15ZM25 26H27V25H25ZM38 26H39V24H38ZM55 26H56V25H55ZM79 26H80V25H79ZM79 26H78V27H79ZM196 26H197V25H196ZM207 26H208V24H207ZM207 26H206V27H207ZM220 26H222V25H220ZM230 26H231V25H230ZM234 26H235V25H234ZM239 26H241V25H239ZM248 26H249V25H248ZM257 26H260V25L257 24ZM12 27H14V26H12ZM47 27H49V25H47V26L44 27V28H47ZM58 27H59V26H58ZM62 27H64V26H62ZM67 27H68V26H67ZM96 27H97V26H96ZM147 27H148V26H147ZM187 27H188V26H187ZM226 27H227V25L225 26V28H226ZM231 27H232V26H231ZM235 27H237V25H236ZM235 27H233V28H234L235 31H237V30L235 29ZM242 27H245V25L241 26V28H242ZM22 28H23V27H22ZM28 28H29V26H28ZM52 28H53V27H52ZM69 28H70V27H69ZM73 28L75 29V25L73 26ZM79 28H80V27H79ZM143 28H144V27H143ZM145 28H146V27H145ZM148 28H149V27H148ZM179 28H180V27H179ZM182 28H183V27H182ZM182 28H180V29L183 30ZM201 28H203V24H202V27H200V29H201ZM209 28H210V27H209ZM227 28H228V27H227ZM252 28H253V27H252ZM252 28L250 27V29H251L250 31H252ZM254 28H255V27H254ZM9 29H10V28H9ZM18 29H20V28H18ZM25 29H26V28H25ZM59 29H60V28H59ZM80 29H81V28H80ZM94 29H95V28H94ZM191 29H192V28H191ZM197 29H198V28H197ZM203 29H204V28H203ZM212 29H213V28H212ZM215 29H216V27H215ZM220 29H222V28H220ZM220 29H219V30H220ZM228 29H229V28H228ZM230 29H231V28H230ZM247 29H248V28H247ZM119 30H120V29H119ZM119 30H118V31H119ZM121 30H122V29H121ZM187 30H188V29H187ZM204 30H205V29H204ZM222 30H223V29H222ZM225 30H226V29H224V31H225ZM248 30H249V29H248ZM10 31H11V30H10ZM16 31H18V30L16 29ZM16 31H14V32H16ZM43 31H45V29H44ZM54 31H55V30H54ZM58 31H59V30H58ZM71 31H72V30H71ZM71 31H70V32H71ZM76 31H77V30H76ZM79 31H80V30H79ZM92 31H93V30H92ZM94 31H95V30H94ZM202 31H203V30H202ZM206 31H209V30L206 28ZM226 31H227V30H226ZM235 31H234V32H235ZM256 31H257V30H256ZM258 31H259V28H258ZM4 32H6V31H4ZM24 32H26V31L23 30V33H24ZM33 32H34V31H33ZM56 32H57V31H56ZM56 32H55V33H56ZM65 32H67V31H65ZM81 32H82V31H81ZM187 32H188V31H186V32L184 31L185 34H186ZM197 32H198V31H197ZM197 32H196V33H197ZM204 32H205V31H204ZM204 32H203V33H204ZM211 32H212V31H211ZM215 32H216V31H215ZM217 32H219V31H217ZM221 32H222V31H221ZM229 32H231V31L229 30ZM242 32H243V31H242ZM242 32H241V33H242ZM252 32H255V31H252ZM252 32H251V33H252ZM260 32H261V31H260ZM262 32H263V30H262ZM7 33L10 34V32H7ZM11 33H13V32H11ZM29 33H30V32H29ZM31 33H32V32H31ZM35 33H36V32H35ZM61 33H63V32L61 31ZM184 33H183V34H184ZM188 33H189V32H188ZM203 33H202V34H203ZM206 33H207V32H206ZM209 33H210V32H209ZM224 33H226V32H224ZM241 33H240V34H241ZM19 34H20V33H19ZM39 34H40V33H39ZM47 34H48V33H47ZM47 34H46V35H47ZM53 34H54V33H53ZM59 34H60V32H59ZM77 34H78V33H77ZM79 34H81V33H79ZM177 34H178V33H177ZM189 34H190V33H189ZM194 34H195V33H193V35H194ZM197 34H198V33H197ZM199 34H200V33H199ZM199 34H198V35H199ZM217 34H218V33H217ZM220 34H221V33H220ZM235 34L240 35V34H238V31H237V33H235ZM247 34H248V33H247ZM11 35H12V34H11ZM14 35H15V34H14ZM37 35H38V34H37ZM43 35H45V34H43ZM50 35H51V34H50ZM55 35L57 36V34H55ZM67 35H68V33H67ZM81 35H82V34H81ZM205 35H206V34H205ZM223 35H225V34H223ZM227 35H228V33H227ZM230 35L233 36L232 34H230ZM30 36H34V35H31V34H30ZM59 36H61V34H60ZM64 36H65V35H64ZM69 36H70V35H69ZM72 36H74V35H72ZM184 36H185V35H184ZM196 36H197V35H196ZM221 36H222V35H221ZM241 36H242V35H241ZM253 36H254V35H253ZM258 36H259V35H258ZM5 37H6V36H5ZM10 37H11V36H10ZM15 37H16V36H15ZM43 37H44V36H43ZM48 37H49V36H48ZM48 37H47V38H48ZM84 37H85V36H84ZM186 37H187V36H186ZM190 37H191V35H190ZM199 37H201V34H200ZM205 37H206V36H205ZM209 37H210V36H209ZM214 37H215V35H214ZM254 37H255V36H254ZM19 38H20V37H19ZM22 38H23V35H22ZM22 38H20V39H22ZM26 38H28V37H26ZM31 38H32V37H31ZM39 38H41V36H40ZM56 38H58V36H57ZM74 38H75V37H74ZM76 38H77V37H76ZM78 38H79V37H78ZM180 38H181V37H180ZM196 38H197V37H196ZM201 38L204 39L203 37H201ZM215 38H216V37H215ZM233 38H234V37H233ZM233 38H232V39H233ZM238 38H239V37H238ZM242 38H243V37H242ZM247 38H248V37H247ZM62 39H63V38H62ZM62 39H61V40H62ZM64 39H66V38H64ZM64 39H63V40H64ZM80 39H81V38H80ZM178 39H179V38H178ZM182 39H183V38H182ZM223 39H224V38H223ZM228 39H229V38H228ZM228 39H227V40H228ZM234 39H235V38H234ZM234 39L231 40L230 42L235 41ZM244 39H246V37H245ZM0 40H1V39H0ZM11 40H12V39H11ZM22 40H23V39H22ZM33 40H34V39H33ZM37 40H38V39H37ZM52 40H54V39H52ZM57 40H59V39H57ZM63 40H62V41H63ZM77 40H78V39H77ZM183 40H184V39H183ZM188 40H192V39H188ZM188 40H187V42L184 41V44H185V42L188 43ZM229 40H230V39H229ZM242 40H243V39H242ZM12 41H13V40H12ZM16 41H18V40H16ZM43 41H45V40H43ZM48 41H49V40H48ZM68 41H69V40H68ZM196 41H197V40H196ZM196 41H195V42H196ZM200 41H201V40H200V38H199V44H200ZM208 41H209V40H208ZM213 41H214V40H213ZM240 41H241V40H240ZM240 41H239V43H240ZM55 42H56V41H55ZM57 42H58V41H57ZM59 42H60V41H59ZM74 42H75V41H74ZM77 42H80V41H77ZM81 42H82V41H81ZM179 42H180V40H179ZM195 42H194V43H195ZM206 42H207V41H206ZM209 42H210V41H209ZM243 42H244V41H243ZM245 42H246V41H245ZM245 42H244V43H245ZM19 43H20V42H19ZM24 43H25V42H24ZM33 43H34V42H33ZM190 43H191V42H190ZM194 43H193V45H194ZM218 43H220V42H218ZM225 43H226V40H225ZM228 43H229V42H228ZM228 43H227V44H228ZM236 43H238V42H236ZM30 44H31V43H30ZM35 44H36V43H35ZM37 44H38V43H37ZM56 44H57V43H56ZM78 44H79V43H78ZM139 44H140V43H139ZM178 44H180V43H178ZM195 44H196V43H195ZM207 44H208V43H207ZM210 44H211V43H210ZM216 44H217V43H216ZM227 44H226V45H227ZM240 44H241V43H240ZM9 45H10V44H9ZM12 45H13V44H12ZM25 45H26V44H25ZM44 45H45V44H44ZM57 45H59V44H57ZM191 45H192V44H191ZM211 45H212V44H211ZM220 45H223V44L220 43ZM224 45H225V44H224ZM231 45H232V44H231ZM236 45H237V44H236ZM241 45H242V44H241ZM40 46H41V45H40ZM40 46H39V47H40ZM49 46H50V45H49ZM49 46H47V47L49 48ZM194 46H195V45H194ZM200 46H202V44H201ZM206 46H208V45L205 44L204 47H206ZM7 47H9V46H7ZM30 47H31V46H30ZM32 47H33V46H32ZM54 47H56V46H54ZM57 47H58V46H57ZM60 47H61V46H60ZM139 47H140V46H139ZM142 47H144V46H142ZM146 47H147V46H146ZM191 47H192V46H191ZM191 47H190V48H191ZM195 47H196V46H195ZM211 47H213V45H212ZM219 47H220V46H219ZM229 47H230V45H229ZM233 47H234V46H233ZM238 47H239V46H238ZM245 47H246V48H245V49H246V50H245L246 53H243V54H245V55L247 54V56H245V57H248V55H249V56L252 55V57H254V60L256 59V61H253V60H251V59H248V60H247V58H246V59L243 58V59L245 60V61H243L245 64H240V65H241V70H245V72H248V67L250 68V72L252 73L251 78H253V80H251V81H253V82L255 83L254 87H252V89L254 88V89H253V93H254L253 96L255 97L256 101H257V99H258V101L260 102V104H259L257 107H255V106L253 105V106H254V109H255V111H256V115H257V116L255 115V116L258 117V119H261V122H262L261 124L263 125V124H264V33L261 34V36L259 37V39H256V38L250 39V38H249V40H248L247 43L245 44ZM50 48H51V47H50ZM192 48H194V47H192ZM215 48H216V47H215ZM220 48H221V47H220ZM225 48H227V47H225ZM33 49H35V48H33ZM37 49H40V48H37ZM42 49H43V48H42ZM59 49H60V48H58V52H59ZM148 49H149V48H148ZM194 49H195V48H194ZM197 49H198V48H197ZM232 49H234V48H232ZM243 49H244V48H243ZM12 50H13V49H12ZM26 50H27V49H26ZM35 50H36V49H35ZM51 50H53V49H51ZM56 50H57V49H56ZM191 50H192V49H191ZM191 50H189V51H191ZM207 50H208V49H207ZM217 50H218V49H217ZM220 50H221V49H220ZM13 51H14V50H13ZM13 51H12V52H13ZM46 51H48V50H46ZM124 51H125V50H124ZM196 51H197V50H196ZM205 51H206V50H205ZM227 51H228V50H227ZM229 51H230V50H229ZM238 51H239V50H238ZM243 51H244V50H243ZM39 52H40V51H39ZM121 52H122V51H121ZM126 52H127V50H126ZM139 52H140V51H139ZM148 52H149V51H148ZM211 52H212V51H211ZM15 53H16V52H15ZM27 53H28V52H27ZM31 53H33V52H31ZM123 53H124V52H123ZM216 53H217V52H216ZM221 53H223V52H221ZM224 53H225V52H224ZM239 53H240V52H239ZM22 54H23V53H22ZM124 54H125V53H124ZM124 54H122V55H124ZM143 54H144V53H143ZM148 54H149V53H148ZM208 54H209V50H208ZM234 54H236V53H234ZM23 55H24V54H23ZM126 55H127V54H126ZM221 55H222V54H221ZM225 55H226V54H225ZM225 55H223V56H225ZM227 55H228V54H227ZM227 55H226V56H227ZM24 56H26V55H24ZM30 56H31V55H30ZM30 56H29V58H30ZM33 56H34V55H33ZM140 56H141V55H140ZM214 56H215V55H214ZM218 56H220L219 53H218ZM229 56H230V55H229ZM34 57H35V56H34ZM126 57H127V56H126ZM221 57H222V56H221ZM227 57H228V56H227ZM232 57H233V56H232ZM234 57H235V56H234ZM239 57H240V56H239ZM31 58H32V57H31ZM31 58H30V60H31ZM117 58H119V57H117ZM117 58H114V59L117 60ZM140 58H141V57H140ZM225 58H226V57H225ZM237 58H238V57H237ZM241 58H242V56H241ZM18 59H19V58H18ZM33 59H34V58H33ZM88 59H89V58H88ZM215 59H216V58H215ZM223 59H224V58H223ZM230 59L233 60L232 58H230ZM243 59H240V60H243ZM13 60H14V59H13ZM34 60H36V59H34ZM112 60H113V58H112ZM148 60H149V57H148ZM192 60H193V58H192ZM224 60H225V59H224ZM231 60H230V61H231ZM235 60H236V59H235ZM15 61H16V60H15ZM17 61H18V60H17ZM31 61H32V60H31ZM31 61H30V62H31ZM117 61H118V60H117ZM124 61H126V60H124ZM169 61H170V60H169ZM219 61H220V60H219ZM221 61H222V59H221ZM221 61H220V62H221ZM226 61H227V60H226ZM24 62H25V61H24ZM27 62H28V61H26V63H27ZM110 62H111V61H110ZM112 62H113V61H112ZM121 62H122V61H121ZM217 62H218V61H217ZM236 62L238 63V60H237ZM16 63H17V62H16ZM32 63H33V61H32ZM32 63H30V64H32ZM34 63H35V62H34ZM34 63H33V64H34ZM122 63H123V62H122ZM122 63H121V64H122ZM127 63H128V62H127ZM146 63H148V62H146ZM150 63H151V62H150ZM191 63H192V62H191ZM224 63H225V62H224ZM231 63H232V62H231ZM241 63H242V62H241ZM33 64H32V65H33ZM109 64H110V63H109ZM113 64H114V62H113ZM118 64H119V63H117V65H118ZM159 64H160V63H159ZM159 64H158V65H159ZM217 64H218V63H217ZM226 64H228V63H226ZM226 64H225V65H226ZM12 65L14 66V64H12ZM19 65H20V64H19ZM34 65H35V64H34ZM125 65H126V63H125ZM189 65H190V64H189ZM225 65H223V66H225ZM234 65H235V64H234ZM234 65H233V66H234ZM26 66H27V65H26ZM109 66L112 67L111 65H109ZM115 66H116V65H115ZM120 66H121V65H120ZM156 66H157V65H156ZM227 66H228V65H227ZM227 66H226V67H227ZM15 67H16V66H15ZM15 67H14V68H15ZM29 67H30V66H29ZM89 67H90V66H89ZM89 67H87V70L89 69ZM91 67H92V66H91ZM218 67H219V66H218ZM218 67H217V68H218ZM236 67H237V66H236ZM114 68H115V67H114ZM114 68H113V69H114ZM128 68H129V67H128ZM150 68H151V67H150ZM155 68H156V67H155ZM220 68H221V67H220ZM220 68H219V69H220ZM224 68H225V67H224ZM11 69H12V66H11ZM11 69H10V70H11ZM15 69H16V68H15ZM21 69H23V68H21ZM85 69H86V68H85ZM93 69H95V68H93ZM152 69H153V68H152ZM219 69H217V70L219 71ZM222 69H223V68H222ZM227 69H228V68H226V70H227ZM71 70H72V69H71ZM87 70H86V71H87ZM89 70H90V69H89ZM116 70H118V69H116ZM124 70H125V69H124ZM129 70H130V68H129ZM224 70H225V69H224ZM235 70H236V69H235ZM24 71H25V70H24ZM28 71H29V70L27 69L26 72H28ZM31 71H32V73H33V69H32ZM31 71H30V72H31ZM73 71H74V70H73ZM95 71H96V70H95ZM109 71H110V70H109ZM109 71H108V72H109ZM118 71H119V70H118ZM22 72H23V71H22ZM34 72H35V71H34ZM37 72H38V71H37ZM37 72H36V73H37ZM87 72H88V71H87ZM87 72H86V73H87ZM115 72L117 73V71H115ZM127 72H128V71H127ZM127 72H126V73H127ZM219 72H220V71H219ZM224 72H225V71H224ZM229 72H230V71H229ZM231 72H232V71H231ZM237 72H238V71H237ZM23 73H24V72H23ZM32 73H31V74H32ZM42 73H43V72H42ZM42 73H41V74H42ZM74 73L76 74V72H74ZM92 73H93V72H92ZM109 73H110V72H109ZM126 73H125V74H126ZM221 73H222V72H221ZM233 73L235 74L234 71H233ZM11 74H12V72H11ZM18 74H19V73H17V75H18ZM33 74H34V73H33ZM54 74H55V73H54ZM60 74H63V73H60ZM70 74H71V73H70ZM77 74H78V73H77ZM93 74H94V73H93ZM110 74H111V73H110ZM128 74H129V73H128ZM130 74H131V73H130ZM238 74H239V73H238ZM241 74H242V73H241ZM241 74H239V75L241 76ZM247 74H249V73H247ZM21 75H22V74H21ZM25 75H26V73H25ZM79 75H80V74H79ZM79 75H78V76H79ZM107 75H108V74H107ZM225 75H226V74H225ZM9 76H10V75H9ZM15 76H16V75H15ZM27 76H28V75H26V78H27ZM29 76H30V75H29ZM34 76H35V74H34ZM34 76H33V77H34ZM39 76H40V73H39ZM54 76H56V75H54ZM11 77H12V75H11ZM35 77H36V76H35ZM40 77H41V76H40ZM42 77L44 78L43 75H42ZM76 77H77V76H76ZM236 77L238 78V76H236ZM244 77H245V76H244ZM244 77H243V78H244ZM18 78H19V77H18ZM22 78H23V77H22ZM45 78H46V77H45ZM64 78H65V76H64ZM73 78H74V77H73ZM105 78H106V77H105ZM222 78H223V77H222ZM224 78H226V77H224ZM224 78H223V79H224ZM230 78H231V77H230ZM230 78H229V79H230ZM233 78H234V77H233ZM248 78H249V77H248ZM9 79H11V78H9ZM19 79H20V78H19ZM19 79H18V80H19ZM27 79H28V78H27ZM36 79H37V78H36ZM38 79H39V78H38ZM46 79H47V78H46ZM234 79H235V78H234ZM20 80H21V79H20ZM22 80H23V79H22ZM106 80H107V79H106ZM226 80H228V78H226ZM236 80H237V79H236ZM12 81H13V79H12ZM24 81H25V80H24ZM31 81H32V80L29 81V85H30V82H31ZM36 81H38V80H36ZM44 81H45V80H44ZM55 81H56V80H55ZM61 81H63V80H60V82H61ZM228 81H229V80H228ZM239 81H240V80H239ZM15 82H17V79H16ZM15 82H14V83H15ZM27 82H28V81H27ZM27 82H26V84H24L25 86L28 84ZM33 82H34V81H33ZM40 82H41V81H40ZM40 82H39V83H40ZM60 82H59V83H60ZM64 82H65V81H64ZM234 82H235V81H234ZM240 82H241V81H240ZM24 83H25V82H24ZM224 83H225V82H224ZM228 83H229V82H228ZM228 83H226V84H228ZM238 83H239V82H238ZM238 83H236V85H237ZM57 84H58V83H57ZM64 84H65V83H64ZM229 84H230V83H229ZM229 84H228V85H229ZM231 84H232V83H231ZM242 84H243V83H242ZM247 84H248V83H247ZM251 84H253V83H251ZM8 85H9V80H8ZM11 85H12V84H11ZM20 85H21V84H20ZM20 85H19V86H20ZM37 85H38V84H37ZM41 85H42V83H41ZM50 85H52V84H50ZM54 85H56V84H54ZM223 85H224V84H223ZM243 85H244V84H243ZM9 86H10V85H9ZM13 86H14V85H13ZM13 86H12V87H13ZM16 86H17V85H16ZM19 86H18V87H19ZM21 86H23V85H21ZM21 86H20V87H21ZM25 86H24V87H25ZM27 86H28V85H27ZM38 86H39V85H38ZM226 86H227V85H226ZM246 86H247V85H246ZM18 87H17V88H18ZM24 87H23V88H24ZM47 87H49V86H47ZM227 87H228V86H227ZM229 87H230V86H229ZM241 87H243V86L240 85V88H241ZM10 88H11V87H10ZM23 88H22V89H23ZM34 88H35V86H34ZM34 88H33V89H34ZM41 88H42V87H41ZM52 88H53V87H52ZM52 88H51V86H50V89H52ZM238 88H239V87H238ZM13 89H14V88H12L11 90H13ZM42 89H43V88H42ZM45 89H46V88H45ZM53 89H54V88H53ZM226 89H227V88H226ZM228 89H229V88H228ZM230 89H231V88H230ZM241 89H242V88H241ZM16 90H18V89H16ZM27 90H28V89H27ZM34 90H36V89H34ZM46 90H47V89H46ZM57 90H59V89H57ZM234 90H235V89H234ZM8 91H9V90H8ZM19 91H20V90H19ZM21 91H22V90H21ZM38 91H39V90H38ZM52 91H53V90H52ZM52 91H51V92H52ZM250 91H251V90H250ZM17 92H18V91H17ZM31 92H32V91H31ZM34 92H35V91H34ZM47 92H48V90H47ZM57 92H60V91H57ZM224 92H225V91H224ZM231 92H232V91H231ZM241 92H242V91H241ZM61 93H62V92H61ZM238 93H239V92H238ZM11 94H14V92H13V93L11 92ZM16 94H17V93H16ZM23 94H24V93H23ZM33 94H34V93H33ZM37 94H38V93H37ZM45 94H47V93H45ZM52 94H54V93H52ZM56 94H57V93H56ZM64 94H65V93H64ZM225 94H226V93H225ZM229 94H230V93H228V96H229ZM250 94H251V92H250ZM25 95L27 96V94H25ZM38 95H39V94H38ZM230 95H232V94H230ZM233 95H235V94H233ZM233 95H232V96H233ZM22 96H23V95H22ZM41 96H42V94H40L39 97H41ZM43 96H44V95H43ZM58 96H59V94H58ZM225 96H226V95H225ZM235 96H236V97H235ZM235 96H234V97H235L236 99H238V98H237V97H238L237 94H236ZM239 96H241V95H239ZM243 96H244V94L242 95V97H243ZM247 96H248V95H247ZM9 97L11 98V96H9ZM16 97H19V98H20V97H21V94H20L19 96H16ZM51 97H52V96H51ZM229 97H230V96H229ZM234 97H233V99H234ZM59 98H63V97L61 96V97H59ZM13 99H14V98H13ZM16 99H17V98H16ZM24 99H25V98H24ZM41 99H42V97L40 98V100H41ZM43 99H44V98H43ZM46 99H47V98H46ZM51 99H52V98H51ZM247 99H248V98H247ZM251 99H252V98H251ZM255 99H254V100H255ZM19 100H20V99H18V101H19ZM48 100H49V99H48ZM56 100H57V99H55V102H56ZM59 100H60V99H59ZM63 100H64V99H63ZM63 100H62V101H63ZM81 100H82V99H81ZM225 100H226V99H225ZM230 100H231V99H230ZM234 100H235V99H234ZM240 100H241V102L243 101L241 97H240ZM6 101H7V100H6ZM10 101H11V100H10ZM35 101H36V99H35ZM45 101H46V100H45ZM53 101H54V99H53ZM57 101H58V100H57ZM65 101H66V100H65ZM12 102H13V101H12ZM47 102H48V101H47ZM49 102H51V101L49 100ZM224 102H225V101H224ZM227 102H229V101L227 100ZM227 102H226V103H227ZM231 102H232V100H231ZM238 102H240V101L238 100ZM248 102H249V100H248ZM4 103H5V102H4ZM9 103H11V102H9ZM14 103H16V101H15ZM18 103H19V102H18ZM21 103H22V102H20V104H21ZM27 103H28V102H27ZM34 103H35V102H33V105H34ZM37 103H38V102H37ZM43 103H44V102H43ZM43 103H42V105H43ZM233 103H235V101L232 102L231 104L233 105ZM12 104H13V103H12ZM24 104H26V103H24ZM24 104L22 103V105H24ZM29 104H30V102H29ZM45 104H46V103H45ZM52 104H53V103H52ZM229 104H230V103H229ZM229 104H228V105H229ZM236 104H237V102H236ZM238 104H239V103H238ZM241 104H242V103H241ZM15 105H16V104H15ZM26 105H28V104H26ZM26 105H24V106H26ZM37 105H38V104H37ZM46 105H47V104H46ZM53 105H54V104H53ZM53 105H52V106H53ZM228 105H227V106H228ZM234 105H235V104H234ZM250 105H251V103H250ZM7 106H8V105H7ZM12 106H13V105H12ZM43 106H44V105H43ZM52 106H51V108H52ZM57 106H58V105H56V107H57ZM59 106H60V105H59ZM59 106H58V108H59ZM61 106H62V105H61ZM64 106H65V105H64ZM245 106H246V105H245ZM5 107H6V105H5ZM5 107H4V108H5ZM16 107H17V106H16ZM22 107H23V106H21V108H22ZM35 107H36V106H35ZM45 107H46V106H45ZM49 107H50V106H49ZM70 107H71V106H70ZM70 107H69V108H70ZM231 107H232V106H231ZM231 107L229 106L228 110H229ZM10 108H11V107H9V109H10ZM18 108H19V107H18ZM18 108H17L16 110H18ZM25 108H26V107H25ZM27 108H28V107H27ZM42 108H43V107H42ZM42 108H41V110H42ZM54 108H55V107H54ZM62 108H63V106H62ZM62 108H60V109H62ZM65 108H66V106H65ZM75 108H76V107H75ZM240 108H242V107H240ZM243 108H244V107H243ZM251 108H252V106H251ZM6 109H7V107H6ZM31 109H32V108H31ZM31 109H30V110H31ZM35 109H36V108H35ZM55 109H57V108H55ZM60 109H59V110H60ZM247 109H248V108H247ZM4 110H5V109H3L2 111H4ZM7 110H8V109H7ZM25 110H26V109H25ZM25 110H24V112H25ZM28 110H29V109H28ZM33 110H34V109H33ZM37 110H38V109H37ZM43 110H44V109H43ZM45 110L47 111L48 109H45ZM45 110H44V111H45ZM52 110H53V109H52ZM66 110H67V109H66ZM68 110H71V109H68ZM226 110H227V108H226ZM230 110H232V109H230ZM230 110H229V113H230ZM236 110H237V108H236ZM244 110H246V109H244ZM250 110H251V109H250ZM14 111H15V110H14ZM26 111H27V110H26ZM48 111H49V110H48ZM79 111H80V110H79ZM79 111H74V112H79ZM233 111H235V110H233ZM242 111H243V110H242ZM10 112H11V110H10ZM18 112H19V111H18ZM20 112H22V111H20ZM20 112H19V113H20ZM54 112H55V111H54ZM59 112H61V110H60ZM64 112H65V110H64ZM227 112H228V111H227ZM13 113H14V112H13ZM41 113H44V112H41ZM233 113H235V112H233ZM237 113H238V112H237ZM241 113H243V112H241ZM245 113L247 114V112H245ZM248 113H249V112H248ZM0 114H1V112H0ZM21 114H22V113H21ZM28 114H30V113H28ZM53 114H54V113H53ZM235 114H236V113H235ZM238 114H239V113H238ZM251 114H252V113H251ZM4 115H5V114H4ZM7 115H8V113H7ZM13 115H14V114H13ZM16 115H17V114H16ZM16 115H15V116H16ZM18 115H19V114H18ZM18 115H17V116H18ZM32 115H33V114H32ZM43 115H44V114H43ZM51 115H52V114H51ZM51 115H50V117H51ZM54 115H55V114H54ZM76 115H77V114H76ZM232 115H233V114H232ZM232 115H231V116H232ZM243 115H244V113H243ZM252 115H253V114H252ZM0 116H1V115H0ZM11 116H12V115H11ZM11 116H10V117H11ZM15 116H14V117H15ZM20 116H21V115H20ZM28 116H29V115H28ZM68 116H69V115H68ZM79 116H80V114H79ZM228 116H229V115H228ZM237 116H239V115H237ZM250 116H251V115H250ZM4 117H5V116H4ZM10 117H9V118H10ZM12 117H13V116H12ZM14 117H13V119H14ZM25 117H26V116H25ZM47 117H48V116H47ZM56 117H57V116H56ZM74 117H75V115H74ZM7 118H8V117H7ZM9 118H8V120H9ZM29 118H30V117H29ZM48 118H49V117H48ZM79 118H80V117H79ZM226 118H227V117H226ZM228 118H229V117H228ZM251 118H252V116H251ZM251 118H250V119H251ZM10 119H11V118H10ZM39 119H40V118H39ZM42 119H43V118H42ZM60 119H61V118H60ZM229 119H230V118H229ZM234 119H235V118H234ZM3 120H5V122L7 123L6 119H3ZM3 120H2V121H3ZM25 120H27V118H26ZM25 120H24V121H25ZM50 120H51V119H50ZM55 120H56V119H55ZM58 120H59V119H58ZM92 120H93V119H92ZM11 121H13V120H11ZM14 121H15V120H14ZM27 121H28V120H27ZM30 121H31V120H30ZM40 121H41V120H40ZM45 121H46V120H45ZM48 121H49V119H48ZM225 121H226V120H225ZM236 121H237V120H236ZM250 121H251V120H250ZM8 122H9V121H8ZM16 122H18V119H17ZM20 122H21V121H20ZM46 122H47V121H46ZM51 122H52V120H51ZM55 122H56V121H55ZM59 122H60V121H59ZM223 122H224V119H223ZM3 123H4V122H3ZM3 123H2V124H3ZM10 123H13V122H10ZM18 123H19V122H18ZM21 123L25 124L24 122H21ZM47 123H48V122H47ZM227 123H228V124H231L232 122L229 123V122L227 121ZM233 123H234V122H233ZM237 123H238V122H237ZM240 123H241V122H239L237 125H239ZM249 123H250V122H249ZM255 123H256V122H255ZM258 123H260V121H259ZM13 124H14V123H13ZM50 124H51V123H50ZM90 124H91V123H90ZM93 124H94V122H93ZM93 124H92V125H93ZM169 124H170V123H169ZM246 124H247V121H246ZM5 125H6V124H5ZM172 125H174V124H172ZM172 125H171V127H173ZM225 125H226V124H225ZM255 125H256V124H255ZM259 125H260V124H259ZM259 125H257V126H259ZM2 126H3V125H2ZM23 126H24V125H23ZM32 126H33V125H32ZM51 126H53V125H51ZM90 126H91V125H90ZM233 126H234V125H232V128H233ZM0 127H1V126H0ZM8 127H9V126H8ZM11 127H12V126H11ZM15 127H16V126H15ZM15 127H13V128H15ZM27 127H28V125H27ZM54 127H55V126H54ZM58 127H59V126H58ZM96 127H97V126H96ZM99 127H100V126H99ZM102 127H103V126H102ZM223 127H225V126H223ZM230 127H231V125H230ZM239 127H240V126H239ZM247 127H248V126H247ZM247 127H246V125H245V128H247ZM250 127H253V126H250ZM261 127H262V126H261ZM261 127H260V128H261ZM1 128H2V127H1ZM13 128H12V129H13ZM17 128H18V127H17ZM20 128H21V127H20ZM20 128H19V129H20ZM23 128H24V127H23ZM31 128H32V127H31ZM33 128H34V127H33ZM40 128H41V127H40ZM45 128H46V127H45ZM235 128H237V127L235 126ZM253 128H254V127H253ZM255 128H256V127H255ZM260 128H259V129H260ZM3 129H4V127H3ZM50 129H51V128H50ZM59 129H60V128H59ZM89 129H90V128H89ZM89 129H88V130H89ZM95 129H97V128H95ZM162 129H163V127H162ZM222 129H223V128H222ZM230 129H231V128H230ZM239 129H240V128H239ZM243 129H244V128H243ZM256 129H257V128H256ZM259 129H257V130L259 131ZM25 130H26V129H25ZM28 130H29V129H27V131H28ZM43 130H44V129H43ZM90 130H92V129H90ZM93 130H94V128H93ZM234 130H235V129H234ZM252 130H253V129H252ZM2 131H3V130H2ZM16 131H18V129H17ZM22 131H23V130H22ZM44 131H46V130H44ZM51 131H52V130H51ZM51 131H50V132H51ZM56 131H57V130H56ZM162 131H164V130H162ZM226 131H227V130H226ZM228 131H229V129H228ZM236 131H238V130H236ZM247 131H248V129L246 130V132H247ZM4 132H6V130H5ZM8 132H10V134H11L13 131L11 132V131L9 130ZM8 132H7V133H8ZM29 132H30V131H29ZM38 132H39V131H38ZM46 132H47V131H46ZM50 132H49V133H50ZM59 132H60V131H59ZM61 132H62V131H61ZM91 132H92V131H91ZM93 132H94V131H93ZM98 132H99V131H98ZM110 132H111V130H110ZM166 132H167V131H166ZM232 132H233V130H232ZM256 132H257V131H256ZM259 132H260V131H259ZM259 132H258V133H259ZM23 133H24V132H23ZM31 133H32V132H31ZM35 133H36V131H35ZM44 133H45V132H44ZM52 133H53V132H52ZM57 133H58V132H57ZM167 133H168V132H167ZM248 133H249V132H248ZM251 133H252V132H251ZM251 133H250V135H251ZM260 133H262V132H260ZM260 133H259V134H260ZM0 134H1V133H0ZM5 134H6V133H5ZM14 134H15V133H14ZM14 134H13V135H14ZM24 134H25V133H24ZM27 134H28V133H27ZM93 134H94V133H93ZM95 134H96V133H95ZM97 134H98V133H97ZM110 134H112V135L114 136L113 133H110ZM168 134H169V133H168ZM230 134H231V133H230ZM238 134H239V133H238ZM253 134H254V133H253ZM255 134H256V133H255ZM255 134H254V135H255ZM263 134H264V133H263ZM15 135H16V134H15ZM39 135H41V134H39ZM44 135L47 137L48 134H47V135L44 134ZM49 135H50V134H49ZM51 135H52V134H51ZM55 135H56V134H55ZM55 135H54V137H55V139H56V136H55ZM58 135H59V134H58ZM60 135H61V134H60ZM226 135H228V134H226ZM239 135H240V134H239ZM1 136H2V135H1ZM1 136H0V137H1ZM6 136H7V134H6ZM16 136H19V135H16ZM21 136H23V135H21ZM34 136H35V135H34ZM166 136H167V135H166ZM224 136H225V135H224ZM230 136H231V135H230ZM230 136L228 135V137H230ZM235 136H236V135H235ZM251 136H252V135H251ZM3 137H4V136H3ZM3 137H2V138H3ZM8 137H9V136H8ZM12 137H13V136H12ZM32 137H33V136H32ZM35 137L37 138V135H36ZM50 137H51V136H50ZM242 137H244V135L241 136V138H242ZM245 137H246V135H245ZM252 137H253V136H252ZM13 138H14V137H13ZM19 138H20V137H19ZM25 138H26V137H25ZM28 138H29V137H28ZM47 138H48V137H47ZM111 138H112V137H111ZM233 138H234V137H233ZM248 138H249V137H248ZM255 138L257 139L258 137H255ZM255 138H254V141L256 140ZM259 138H260V137H259ZM259 138H258V139H259ZM262 138H264V137L262 136ZM11 139H12V138H11ZM15 139H16V138H15ZM30 139H32V138H29V141H30ZM230 139H231V140H230ZM245 139H246V138H245ZM2 140H3V139H2ZM5 140H6V139H5ZM9 140H10V139H9ZM13 140H14V139H13ZM19 140H20V139H19ZM24 140H25V139H24ZM35 140H36V139H35ZM37 140H38V139H37ZM59 140L61 141V139H58V141H59ZM202 140H203V139H202ZM226 140H228V142H229V140H230V141H231L230 144L232 143V138H229V139H226ZM226 140H224V141H226ZM238 140H241V139H238ZM242 140H243V138H242ZM246 140H247V139H246ZM250 140H251V139H250ZM252 140H253V138H252ZM261 140H262V139H261ZM3 141H4V140H3ZM7 141H8V140H6V144L4 145L5 147L8 146V145H7ZM11 141H12V140H11ZM15 141H16V140H15ZM15 141H14V142H15ZM25 141H26V140H25ZM46 141H47V140H46ZM205 141H207V140L204 139V142H205ZM243 141H244V140H243ZM254 141H253V142H254ZM263 141H264V139H263ZM9 142H10V141H9ZM21 142H22V141H21ZM56 142H57V141H56ZM217 142H218V141H217ZM228 142H227V143H228ZM240 142H242V141H240ZM244 142H245V141H244ZM244 142H243V143H244ZM253 142H251V143L253 144ZM0 143H1V142H0ZM3 143H4V142H3ZM11 143H12V142H11ZM15 143H16V142H15ZM28 143H29V142H28ZM36 143H37V142H36ZM214 143H215V142H214ZM220 143H221V142H220ZM220 143H218V146H219ZM222 143H223V142H222ZM225 143H226V142H225ZM251 143H250V144H251ZM1 144H2V143H1ZM8 144H9V143H8ZM13 144H14V143H13ZM26 144H27V143H26ZM26 144H25V145H26ZM38 144H39V143H38ZM48 144H49V143H48ZM70 144H71V143H70ZM202 144H203V143H202ZM215 144H216V143H215ZM215 144H213V145H215ZM233 144H234V143H233ZM241 144H242V143H241ZM250 144H248V145H250ZM2 145H3V144H2ZM15 145H16V144H15ZM17 145H18V144H17ZM23 145H24V144H23ZM27 145L30 146V144H27ZM73 145H74V144H73ZM207 145H208V144H207ZM216 145H217V144H216ZM216 145H215V146H216ZM221 145H222V144H221ZM223 145H224V143H223ZM231 145H232V144H231ZM235 145H236V143H235ZM235 145H234V146H235ZM260 145H261V144H260ZM29 146H28V147H29ZM35 146H36V145H35ZM39 146H40V144H39ZM42 146H43V145H42ZM47 146H48V145H47ZM69 146H71V145H69ZM182 146H183V145H182ZM215 146H214V148H215ZM229 146H230V145H229ZM239 146H240V145H239ZM239 146H238V148H239ZM252 146H253V145H252ZM254 146H255V145H254ZM254 146H253L252 148H256V146H257V148L261 149V147H259L258 144H257L255 147H254ZM262 146H263V145H262ZM5 147H4V152H5V150L7 149V148H5ZM56 147H57V146H56ZM67 147H68V146H67ZM129 147H130V146H129ZM205 147H207V146H205ZM216 147H217V146H216ZM230 147H232V146H230ZM241 147H243V146H241ZM263 147H264V146H263ZM23 148H24V147H23ZM38 148H41V147H38ZM43 148H44V147H43ZM43 148H42V149H43ZM49 148H50V147H49ZM51 148H52V147H51ZM65 148H66V147H65ZM68 148H69V147H68ZM72 148L75 149V147H72ZM209 148H210V147H209ZM211 148H212V147H211ZM236 148H237V147H236ZM249 148H250V147H249ZM252 148H251V149H252ZM25 149H26V148H25ZM25 149H24V150H25ZM33 149H35V148L33 147ZM44 149H45V148H44ZM52 149H53V148H52ZM66 149H67V148H66ZM97 149H98V148H97ZM182 149H183V147H182ZM186 149H187V148H186ZM239 149H240V148H239ZM242 149H244V148H242ZM242 149H241V150H242ZM247 149H248V148H247ZM15 150H16V149H15ZM19 150H20V149H19ZM30 150H31V148H30ZM45 150H46V149H45ZM50 150H51V149H50ZM50 150H49V151H50ZM64 150H65V149H64ZM64 150H63V151H64ZM166 150H167V149H166ZM184 150H185V148H184ZM208 150H209V149H208ZM228 150L230 151L231 149H228ZM236 150H237V149H236ZM236 150H235V151H236ZM261 150H262V152H263V149H261ZM7 151H8V153L10 152L9 149H8ZM17 151H18V150H17ZM54 151H56V150H53V151L51 150V152H54ZM99 151H101V150H99ZM131 151H132V150H131ZM211 151H213V149H212ZM254 151L256 152V150H254ZM258 151H259V150H258ZM29 152H30V151H29ZM29 152H28V153H29ZM42 152H43V151H41V153H42ZM44 152H45V151H44ZM65 152H67V151H65ZM93 152H95V150H94ZM102 152H104V151H102ZM168 152L170 153L171 151H168ZM206 152H207V149H206ZM206 152H205V153H206ZM233 152H234V151H233ZM240 152L243 153V151H240ZM244 152H246V151H244ZM250 152H252V151H250ZM260 152H261V151H259V153H260ZM33 153H34V152H33ZM45 153H46V152H45ZM54 153H55V152H54ZM54 153H53V154H54ZM98 153H99V152H98ZM131 153H133V152H131ZM205 153H204V155H205ZM229 153H230V152H229ZM234 153H236V152H234ZM237 153H239V151H238ZM237 153H236V154H237ZM11 154H12V153H11ZM14 154L16 155L15 152H14ZM17 154H18V153H17ZM22 154H23V153H22ZM24 154H25V153H24ZM42 154H44V153H42ZM48 154H49V152H48ZM68 154H69V153H68ZM91 154H92V153H91ZM100 154H101V153H100ZM175 154H176V153H175ZM210 154H211V153H209V155H210ZM214 154H216V153H214ZM224 154H226V153H224ZM239 154H240V153H239ZM245 154H246V153H245ZM261 154H263V153H261ZM7 155H8V154H7ZM20 155H21V154H20ZM28 155H29V157H30V154H28ZM28 155H27V156H28ZM32 155H33V154H32ZM39 155H40V154H39ZM44 155H45V154H44ZM105 155H106V154H105ZM209 155H208V156H209ZM227 155H228V153H227ZM227 155H226V156H227ZM232 155H233V153H232ZM234 155H235V154H234ZM234 155H233V156H234ZM251 155H252V154H251ZM12 156H13V155H12ZM33 156H35V155H33ZM45 156H46V155H45ZM61 156H63V155H61ZM91 156H92V155H91ZM94 156H95V155H94ZM167 156H170V154L167 155ZM201 156H202V155H201ZM205 156H207V154H206ZM208 156H207V157H208ZM212 156H213V155H212ZM212 156H211V157H212ZM214 156H215V155H214ZM240 156H242V155L240 154ZM258 156H259V155H258ZM258 156H257V158H258ZM13 157H15V156H13ZM23 157H24V156H23ZM31 157H32V156H31ZM99 157H100V156H99ZM104 157H105V156H104ZM173 157H175V156H173ZM202 157H203V156H202ZM207 157H206V158H207ZM216 157H217V155H216ZM230 157H231V159H232V156H230ZM245 157H246V156H245ZM249 157H250V156H249ZM261 157H263V156H261ZM33 158H34V157H33ZM63 158H64V157H63ZM92 158H94V157L92 156ZM123 158H124V157H123ZM169 158H170V157H169ZM169 158H168V159H169ZM212 158H213V157H212ZM238 158H239V157H238ZM250 158H251V157H250ZM10 159H11V158H10ZM21 159H22V158H21ZM25 159H26V158H25ZM28 159H29V158H28ZM40 159H41V158H40ZM43 159H44V158H43ZM50 159H51V158H50ZM87 159H88V158H87ZM96 159H97V158H96ZM103 159H104V158H103ZM207 159H208V158H207ZM229 159H230V158H229ZM245 159H246V158H245ZM248 159H249V158H248ZM251 159H252V158H251ZM253 159L256 160L255 158H253ZM261 159L263 160V158H260L259 160H261ZM23 160H24V159H23ZM23 160H22V161H23ZM26 160H27V159H26ZM38 160H39V159H38ZM44 160H45V159H44ZM58 160H59V159H58ZM88 160H89V159H88ZM90 160H91V159H90ZM98 160H99V159H98ZM112 160H113V159H112ZM171 160H172V159H171ZM200 160H203V159H200ZM209 160H210V159H209ZM211 160H212V159H211ZM211 160H210V161H211ZM4 161H5V158H4ZM4 161H3V163H6V162H4ZM17 161H18V160H17ZM34 161H35V160H34ZM34 161H33V163H34ZM42 161H43V160H42ZM51 161H52V159H51ZM55 161H56V160H55ZM59 161H60V160H59ZM100 161H101V160H100ZM102 161H103V160H102ZM102 161H101V162H102ZM114 161H115V160H113V162H114ZM207 161H208V160H207ZM210 161H209V162H210ZM212 161H213V160H212ZM243 161H244V159H243ZM245 161H246V160H245ZM263 161H264V160H263ZM9 162H10V161H9ZM9 162H8V163H9ZM27 162H28V161H27ZM30 162H32V161H30ZM30 162H29V164H30ZM38 162L40 163V161H38ZM52 162H53V161H52ZM56 162L58 163V161H56ZM89 162H90V161H89ZM89 162H88V163H89ZM93 162H94V161H93ZM118 162H119V161H118ZM118 162H115V163H118ZM205 162H206V161H205ZM237 162H240V163H241L242 161H237ZM247 162H248V161H247ZM260 162H261V161H260ZM260 162H259V163H260ZM22 163H23V162H22ZM24 163H25V162H24ZM97 163L100 164V162H97ZM115 163H114V165H115ZM119 163H120V162H119ZM164 163H165V162H164ZM166 163H167V164H168V163H171V164H172V161H171V162H166ZM199 163H200V162H199ZM212 163H213V162H212ZM227 163H228V162H227ZM243 163H245V162H243ZM251 163H252V162H251ZM256 163H258V162H256ZM259 163H258V165H256V164H255V165H256V166H259ZM262 163H264V162H262ZM6 164H7V163H6ZM9 164H11V163H9ZM13 164H14V163H13ZM15 164H17V163H15ZM25 164H26V163H25ZM27 164H28V163H27ZM34 164H35V163H34ZM34 164H33V165H34ZM41 164H42V163H41ZM46 164H47V162L45 163V166H46ZM50 164H51V163H50ZM120 164H121V163H120ZM120 164H119V165H120ZM171 164H170V165H171ZM202 164H204V163L202 162ZM205 164H206V163H205ZM235 164H236V163H235ZM235 164H234V165H235ZM246 164H247V163H246ZM249 164H250V163H248V165H249ZM260 164H261V163H260ZM30 165H31V164H30ZM30 165H28V166H30ZM84 165H85V164H84ZM112 165H113V163H112ZM185 165H186V164H185ZM194 165H195V164H194ZM194 165H193V166H194ZM207 165H208V164H207ZM207 165H206V166H207ZM209 165H210V164H209ZM227 165H228V164H227ZM243 165H244V164H243ZM243 165H242V166L240 165V166H241V167H244ZM13 166H14V165H13ZM31 166H32V165H31ZM34 166H35V165H34ZM38 166H39V165H38ZM41 166H42V165H41ZM48 166H49V165H48ZM193 166H191V167H193ZM195 166H196V165H195ZM228 166H229V165H228ZM240 166H239V167H240ZM260 166H262V165H260ZM263 166H264V165H263ZM14 167H15V166H14ZM14 167H13V168H14ZM16 167H17V166H16ZM43 167H44V166H43ZM110 167H111V166H110ZM113 167L116 168V166H113ZM113 167H112V168H113ZM167 167H168V166H167ZM177 167H178V166H177ZM185 167H186V166H185ZM189 167H190V166H189ZM200 167H201V166H200ZM202 167H203V166H202ZM208 167H209V166H208ZM208 167H206V168H208ZM230 167H231V166H230ZM254 167H255V166H254ZM5 168H6V167H5ZM34 168H35V167H34ZM173 168H175V167H173ZM197 168H199V167L197 166ZM203 168H204V167H203ZM7 169H8V167H7ZM19 169H20V168H19ZM19 169H17V170H19ZM22 169H24V168H22ZM27 169H28V168H27ZM30 169H31V168H30ZM30 169H29V170H30ZM36 169H37V165H36ZM40 169H41V168H40ZM42 169H43V168H42ZM55 169H56V168H55ZM74 169H75V167H74ZM113 169H114V168H113ZM113 169H112V170H113ZM185 169H187V168H185ZM208 169H209V168H208ZM236 169H237V168H236ZM236 169H235V170H236ZM242 169L245 170L244 168H242ZM250 169H251V168H250ZM257 169H259V168L257 167ZM3 170H4V169H3ZM58 170H59V169H58ZM58 170H57V171H58ZM67 170H68V169H67ZM75 170H76V169H75ZM80 170H82V168H81ZM115 170H116V169H115ZM157 170H158V169H157ZM193 170H194V169H193ZM196 170H197V169H195V171H196ZM199 170H200V168H199ZM199 170H198V171H199ZM261 170H262V169H261ZM24 171H26V170L24 169ZM40 171H42V170H39V172H40ZM44 171H45V170H44ZM44 171H43V172H44ZM52 171H53V170H52ZM59 171H60V170H59ZM68 171H69V173H70V169H69ZM76 171H77V170H76ZM98 171H99V170H98ZM230 171H231V170H230ZM239 171L241 172V170H239ZM252 171H254V170L252 169ZM252 171H251V173H255V172H252ZM1 172L3 173L4 171H1ZM6 172H7V170H6ZM6 172H5V174H6ZM13 172H14V171H13ZM21 172H22V171H21ZM21 172L18 173V174H19V175L22 174ZM28 172H31V171H28ZM33 172H34V170H33ZM33 172H32V173H33ZM45 172H46V171H45ZM83 172H84V171H83ZM83 172H82V173H83ZM111 172L113 173V171H111ZM191 172H192V171H191ZM199 172H200V171H199ZM202 172H203V171H202ZM204 172H205V170H204ZM231 172H232V171H231ZM233 172H234V171H233ZM237 172H238V171H237ZM259 172H260V171H259ZM262 172H263V170H262ZM9 173L11 174V172H8V174H9ZM15 173H16V171H15ZM46 173H47V172H46ZM49 173H50V171H49ZM56 173H57V172H56ZM61 173H63L62 170H61ZM64 173H65V172H64ZM71 173H72V171H71ZM79 173H80V172H79ZM100 173H101V172H100ZM133 173H134V172H131V175H132ZM160 173L162 174V171H161ZM160 173H159V175H160ZM243 173H244V171H243ZM16 174H17V173H16ZM16 174H15V175H16ZM23 174H24V173H23ZM33 174H35V173H33ZM37 174H38V173H37ZM37 174H36V175H37ZM52 174H53V173H52ZM67 174H68V173H67ZM75 174H76V173H75ZM110 174H111V173H110ZM129 174H130V173H129ZM152 174H153V177H155V176H154V173H152ZM188 174H189V173H188ZM200 174H201V173H200ZM244 174H245V173H244ZM255 174H256V173H255ZM259 174H260V173H259ZM262 174H263V173H262ZM3 175H4V174H3ZM41 175H42V174H41ZM45 175H46V174H45ZM48 175H49V174H48ZM111 175H112V174H111ZM115 175H116V174H115ZM155 175H156V177H157V174H155ZM185 175H186V174H185ZM252 175L254 176V174H252ZM8 176H9V175H8ZM8 176H7V177H8ZM11 176H12V175H11ZM24 176H25V175H24ZM39 176H40V174H39ZM50 176H51V175H50ZM54 176H55V175H54ZM61 176H62V175H61ZM70 176H72V175H70ZM78 176H79V174L77 175V177H78ZM81 176H82V175H81ZM101 176H102V175H101ZM112 176H114V175H112ZM116 176H117V175H116ZM148 176H151V175L148 174ZM183 176H184V175H183ZM259 176H260V175H259ZM5 177H6V176H5ZM7 177H6V178H7ZM19 177H20V176H19ZM27 177H28V176H27ZM30 177H31V176H30ZM44 177H45V176H44ZM68 177H69V176H68ZM72 177H73V176H72ZM72 177H71V178H72ZM79 177H80V176H79ZM94 177H95V176H94ZM108 177H109V176H108ZM131 177H132V176H131ZM151 177H152V176H151ZM153 177H152V178H153ZM160 177H161V175H160ZM185 177H187V176H185ZM10 178H12V177H10ZM10 178H8L9 181H10ZM24 178H25V177H24ZM45 178H46V177H45ZM47 178H48V177H47ZM50 178H52V177H50ZM61 178H62V177H61ZM64 178H65V177H64ZM71 178H70V179H71ZM80 178H81V177H80ZM98 178H99V177H98ZM101 178H102V177H101ZM117 178H119V176H117ZM147 178H150V177H147ZM158 178H159V177H158ZM188 178H189V177H188ZM261 178H263V176H261ZM12 179H13V178H12ZM26 179H27V178H26ZM32 179H34V178H32ZM54 179H55V178H54ZM62 179H63V178H62ZM82 179H83V178H82ZM95 179H96V178H95ZM102 179H103V178H102ZM113 179H114V178H113ZM115 179H116V177H115ZM126 179H127V178H126ZM129 179H130V178H129ZM131 179H132V178H131ZM131 179H130V180H131ZM201 179H202V178H201ZM259 179H260V178H259ZM263 179H264V178H263ZM5 180H6V179H5ZM34 180H37V179H34ZM38 180H39V178H38ZM42 180H43V179H42ZM49 180H50V179H49ZM57 180H58V178H57ZM57 180H56V182L59 181V180H58V181H57ZM63 180H64V179H63ZM66 180H67V179H66ZM73 180H74V179H73ZM110 180H111V179H110ZM148 180H149V179H148ZM205 180H206V179H205ZM244 180H246V179H244ZM244 180H243V181H244ZM3 181H4V180H3ZM22 181H25V180L23 179ZM97 181L99 182V180H97ZM101 181H102V180H101ZM101 181H100V182H101ZM117 181H118V179H117L115 182H117ZM188 181H190V180H188ZM199 181H200V180H199ZM203 181H204V180H203ZM203 181H202V182H203ZM251 181H252V180H251ZM256 181H257V180H256ZM256 181H255V183H256ZM262 181H264V180H262ZM14 182H15V181H14ZM16 182H17V181H16ZM18 182H19V181H18ZM30 182H31V181H30ZM45 182H46V180H45ZM51 182H52V181H51ZM54 182H55V181H54ZM54 182L52 183L53 185H54ZM66 182H67V181H66ZM72 182H73V181H72ZM76 182H77V181H76ZM82 182H84V181H82ZM131 182H132V181H129V183H131ZM245 182H246V181H245ZM253 182H254V181H253ZM257 182H258V181H257ZM20 183H21V182H20ZM32 183H33V182H32ZM32 183H31V184H32ZM61 183H62V182H60V185H62ZM77 183H78V182H77ZM84 183H85V182H84ZM93 183H94V182H93ZM125 183H126V182H125ZM198 183H199V182H197V184H198ZM203 183H204V182H203ZM258 183H259V182H258ZM11 184H12V183H11ZM15 184L17 185V183H15ZM25 184H26V183H25ZM52 184H51V185H52ZM73 184H75V183L73 182ZM78 184H79V183H78ZM91 184H92V183H91ZM101 184H102V183H101ZM253 184H254V183H253ZM256 184H257V183H256ZM12 185H13V184H12ZM18 185H19V184H18ZM58 185H59V184H58ZM65 185H66V184H65ZM70 185H71V184H70ZM79 185H80V184H79ZM83 185H84V187L86 186L85 184H83ZM96 185H97V184H96ZM45 186H46V184H45ZM47 186H48V185H47ZM54 186H55V185H54ZM71 186H72V185H71ZM71 186H70V187H71ZM75 186L77 187V184H76ZM112 186H113V185H112ZM123 186H124V185H123ZM197 186H198V185H197ZM253 186H255V185H253ZM3 187H4V186H3ZM3 187H2V188H3ZM5 187H6V186H5ZM30 187H31V186H30ZM38 187L40 188L41 186H38ZM42 187H44V184H43ZM51 187H52V186H51ZM58 187H59V186H58ZM58 187H57V188H58ZM72 187H73V186H72ZM92 187H93V186H92ZM98 187H99V186H98ZM101 187H102V186H101ZM104 187H105V186H104ZM125 187H126V186H125ZM127 187H128V185H127ZM127 187H126V190H128ZM10 188H12V187H10ZM18 188H19V187H18ZM22 188H23V186H22ZM48 188H49V187H48ZM48 188H45V189H48ZM54 188H55V187H54ZM57 188H56V189H57ZM73 188H75V187H73ZM102 188H103V187H102ZM114 188H115V187H114ZM122 188H123V187H122ZM128 188H129V187H128ZM0 189H1V188H0ZM13 189H15V188H13ZM20 189H21V188H20ZM20 189H19V190H20ZM43 189H44V188H43ZM62 189H63V188H62ZM68 189H70V188L68 187ZM75 189H76V188H75ZM87 189H88V187H87ZM89 189H90V188H89ZM95 189H96V188H95ZM105 189H106V188H105ZM115 189H116V188H115ZM118 189H120V187H119ZM7 190H8V189H7ZM7 190H5V191H7ZM11 190H12V189H11ZM19 190L17 189L16 191L19 192ZM24 190H25V189H24ZM64 190H65V189H64ZM96 190H98V189H96ZM100 190H101V189H100ZM102 190H104V189H102ZM106 190H107V189H106ZM108 190H109V189H108ZM108 190H107V191H108ZM111 190H112V189H111ZM5 191H2V193L5 192ZM8 191L11 192L10 190H8ZM8 191H7V192H8ZM12 191H14V190H12ZM16 191H15V192H16ZM20 191H21V190H20ZM28 191H29V190H28ZM30 191H31V190H30ZM38 191H39V190H38ZM40 191H41V188H40ZM40 191H39V192H40ZM45 191H46V190H45ZM51 191H54V190L52 189ZM71 191H73V190L71 189ZM77 191H78V190H77ZM79 191H80V190H79ZM117 191H118V190H117ZM124 191H125V190H124ZM124 191H123V192H124ZM15 192H14V193H15ZM23 192H24V191H23ZM41 192H42V191H41ZM54 192H55V191H54ZM75 192H76V191H75ZM85 192H86V191H83V193H84L83 195H85ZM87 192H88V191H87ZM87 192H86V193H87ZM93 192H95V191H93ZM100 192H101V191H100ZM108 192H110V190H109ZM108 192H107V193H108ZM5 193H6V192H5ZM16 193H17V192H16ZM26 193H27V192H26ZM35 193H36V191H35ZM50 193H51V192H50ZM57 193H58V191H57ZM59 193L61 194V192H59ZM65 193H66V192H65ZM105 193H106V192H105ZM114 193H115V191H114ZM11 194H12V193H11ZM17 194H18V193H17ZM30 194H31V193H30ZM41 194H43V193H41ZM55 194H56V193H55ZM55 194H53V195H55ZM90 194H91V193H90ZM98 194H99V193H98ZM109 194H110V193H109ZM189 194H190V193H189ZM9 195H10V194H9ZM46 195H47V193H46ZM71 195H73V194H71ZM111 195H112V194H111ZM116 195H117V194H116ZM184 195H185V194H184ZM3 196L6 197L5 194H4ZM16 196H17V195H16ZM16 196H15V197H16ZM35 196H38V195H34V197H35ZM39 196H40V194H39ZM80 196H81V195H80ZM86 196H88V195H86ZM95 196H97V192H96V195H95ZM1 197H2V194H1ZM1 197H0V198H1ZM5 197H4V198H5ZM8 197H9V196H8ZM12 197H14V196H12ZM25 197H27V196H25ZM66 197H67V195H66ZM66 197H65V198H66ZM76 197H77V196H76ZM78 197H79V196H78ZM117 197H118V196H117ZM117 197H115V198H117ZM185 197H186V195H185ZM185 197H184V198H185ZM6 198H7V197H6ZM37 198H38V197H37ZM40 198H41V197H40ZM40 198H38V199H40ZM45 198H46V197H45ZM47 198H48V197H47ZM49 198H50V197H49ZM54 198H55V197H54ZM65 198H64V199H65ZM67 198H68V197H67ZM74 198H75V197H74ZM80 198H81V197H80ZM80 198H79V199H80ZM83 198H84V196H83ZM95 198H96V200H97L98 196L95 197ZM105 198H106V197H105ZM115 198H114V199H115ZM7 199H8V198H7ZM10 199H12V198H10ZM30 199H31V198H30ZM32 199H33V197H32ZM42 199H43V198H42ZM112 199H113V198H112ZM194 199H195V198H194ZM33 200H35V199H33ZM47 200H48V199H47ZM49 200H50V199H49ZM58 200H59V199H58ZM71 200H72V201H76L77 198H76V200H73V198H72ZM86 200H87V198H86ZM88 200H89V198H88ZM107 200H108V199H107ZM11 201H12V200H11ZM13 201H14V200H13ZM25 201H26V200H25ZM39 201H40V200H39ZM44 201H45V200H44ZM53 201L55 202L54 199H53ZM56 201H57V200H56ZM77 201H78V200H77ZM77 201H76V202H77ZM82 201H83V200H82ZM94 201H95V200H94ZM98 201H99V200H98ZM184 201H185V200H184ZM2 202H3V201H2ZM15 202H16V201H15ZM26 202H28V201H26ZM26 202H25V203H26ZM29 202H30V201H29ZM63 202H64V201H63ZM70 202H71V201H70ZM70 202H69V203H70ZM80 202H81V201H80ZM95 202H96V201H95ZM114 202H116V201H114ZM118 202H120V201H118ZM187 202H188V200H187ZM194 202H195V201H194ZM20 203H22V202H19L18 205H19ZM32 203H33V202H32ZM34 203H35V202H34ZM39 203H40V202H39ZM39 203L36 202V205L39 204ZM43 203H44V202H43ZM46 203H49V202H46ZM50 203H53V202L50 201ZM50 203H49V204H50ZM55 203H57V202H55ZM58 203H60V202L58 201ZM64 203H65V202H64ZM67 203H68V202H67ZM69 203H68V204H69ZM84 203H85V202H84ZM8 204H10V203H8ZM27 204H28V203H27ZM61 204H62V203H61ZM100 204H101V203H100ZM100 204L97 203V205H100ZM107 204H108V203H106V204L104 203L103 206H105V205L107 206ZM120 204H121V203H120ZM182 204H183V203H182ZM185 204H186V203H185ZM6 205H7V204H6ZM6 205H5V206H6ZM22 205H23V203H22ZM24 205H26V204H24ZM32 205H33V204H32ZM50 205H51V204H50ZM62 205H63V204H62ZM62 205H60V206H58V207H57V206H56V207L54 206V207H55V208H58V210H61V209H59V208H60ZM65 205H66V204H65ZM76 205H77V204H76ZM97 205H96V206H97ZM101 205H102V204H101ZM175 205H176V204H175ZM0 206H1V205H0ZM5 206H4V207H5ZM14 206H16V204H15ZM26 206H27V205H26ZM37 206H38V205H37ZM46 206H48V205L46 204ZM51 206H52V205H51ZM63 206H64V205H63ZM67 206H68V205H67ZM73 206H74V205H73ZM103 206H102V207H103ZM106 206H105V207H106ZM109 206H111V205H109ZM116 206H118V208H119L120 205L117 204ZM8 207H9V205H8ZM19 207H20V206H19ZM22 207H23V206H22ZM40 207H41V206H40ZM43 207H44V206H43ZM69 207H70V204H69ZM74 207H75V206H74ZM84 207H85V206H84ZM99 207H100V206H99ZM171 207H172V206H171ZM186 207H187V206H186ZM14 208H16V207H14ZM36 208H37V207H36ZM48 208H50V207H48ZM48 208H47V209H48ZM78 208H80V207H78ZM92 208H93V206H92ZM94 208H96V207H94ZM135 208H136V207H135ZM135 208H134V209H135ZM183 208H184V207H183ZM3 209H4V208H3ZM7 209H9V208H7ZM10 209H11V208H10ZM18 209H19V208H18ZM20 209H21V208H20ZM26 209H27V208H26ZM33 209H34V208H33ZM41 209H42V208H41ZM44 209H45V207H44ZM50 209H51V208H50ZM66 209H68V208H66ZM81 209H82V208H81ZM103 209L105 210L104 207H103ZM106 209H107V208H106ZM123 209H124V208H123ZM130 209H131V208H130ZM174 209H175V208H174ZM21 210H22L23 212L25 211L24 208L21 209ZM21 210H20V211H21ZM29 210H30V209H29ZM45 210H46V209H45ZM54 210H55V209H54ZM84 210H85V209H84ZM107 210H109V209H107ZM107 210H106V211H107ZM112 210H113V209H112ZM112 210H111V212H112ZM124 210H125V209H124ZM0 211H1V210H0ZM16 211H17V210H16ZM22 211H21V212H22ZM36 211H37V210H36ZM41 211H43V210H41ZM47 211H48V210H47ZM50 211H51V210H50ZM55 211H56V210H55ZM61 211H62V210H61ZM64 211H65V209H64ZM70 211H71V209H70ZM77 211H78V210H77ZM95 211H96V209H95ZM99 211H102V210H99ZM116 211H118V210H116ZM119 211H120V209H119ZM167 211H168V210H167ZM189 211H191V210H189ZM17 212H18V211H17ZM32 212H33V211H32ZM67 212H68V211H67ZM122 212H123V210H122ZM130 212H131V211H130ZM175 212H176V211H175ZM182 212H183V211H182ZM2 213H3V210H2ZM18 213H19V212H18ZM25 213H26V212H25ZM27 213H28V212H27ZM34 213H35V215H36V212H34ZM34 213H33V214H34ZM39 213H40V212H39ZM41 213H42V216H44L47 212H46L44 215H43V212H41ZM54 213H56V212H54ZM54 213H53V215H55ZM78 213L81 214L80 211H79ZM84 213H85V212H84ZM90 213H91V212H90ZM106 213H107V212H106ZM115 213H116V212H115ZM119 213H120V212H119ZM135 213H136V212H135ZM169 213H170V212H169ZM12 214H13V213H12ZM12 214H11V215H12ZM14 214H15V211H14ZM19 214H20V213H19ZM29 214H30V212H29ZM48 214H49V212H48ZM59 214H60V212H59ZM64 214H65V213H64ZM68 214H70V213L68 212ZM75 214H76V213H75ZM82 214H83V213H82ZM95 214H96V213H95ZM103 214H105V212H103ZM103 214H101V215H103ZM117 214H118V213H117ZM125 214H127V213H125ZM155 214H156V213H155ZM175 214H176V213H175ZM8 215H9V214H8ZM30 215H31V214H30ZM61 215H62V214H61ZM65 215H67V214H65ZM83 215H84V214H83ZM93 215H94V214H93ZM96 215H97V214H96ZM98 215H99V214H98ZM107 215L110 217L111 214H110V215L107 214ZM107 215H106V216H107ZM120 215H121V214H120ZM158 215H159V214H158ZM178 215H179V214H178ZM9 216H10V215H9ZM15 216H17V215H15ZM39 216H41V214H40ZM42 216H41V217H42ZM56 216H57V215H56ZM62 216H63V215H62ZM80 216H81V215H79V217H76V219L82 218V216H81V217H80ZM84 216H86V215H84ZM84 216H83V217H84ZM103 216H104V215H103ZM103 216H102V217H103ZM108 216H107V217H108ZM121 216H122V215H121ZM129 216H132V215L129 214ZM152 216H153V215H152ZM154 216H156V215H154ZM154 216H153V217H154ZM163 216H164V215H163ZM11 217H12V216H11ZM13 217H14V216H13ZM19 217H20V216H19ZM19 217H17V218H19ZM33 217H34V216H33ZM33 217H30V218H33ZM44 217H45V216H44ZM48 217H49V216H48ZM51 217H52V216H51ZM59 217L62 218L61 216H59ZM59 217H58V218H59ZM93 217H94V216H93ZM107 217H106V219H107ZM109 217H108V218H109ZM124 217H125V216H124ZM157 217H159V216H157ZM164 217H165V216H164ZM168 217H169V216H168ZM14 218H15V217H14ZM23 218H24V220H25V216H24ZM34 218H36V217H34ZM38 218H39V217H38ZM49 218H50V217H49ZM64 218L67 219L68 217H67V216H66V217L64 216ZM86 218H89V217H86ZM90 218H91V217H90ZM90 218H89V219H90ZM125 218H126V217H125ZM125 218H121V219H124V221L126 222ZM130 218H131V217H130ZM162 218H163V217H162ZM169 218H170V217H169ZM171 218H172V217H171ZM178 218H179V217H178ZM183 218H184V217H183ZM188 218H189V217H188ZM7 219H8V218H7ZM12 219H13V218H12ZM51 219H52V218H51ZM54 219H55V218H54ZM89 219H88V220H89ZM106 219H105V221H106ZM133 219H134V217H133ZM157 219H158V218H157ZM165 219H167V218H165ZM189 219H190V218H189ZM17 220H18V219H17ZM26 220H27V219H26ZM55 220H56V219H55ZM69 220H70V219H69ZM79 220H80V219H79ZM82 220H83V219H82ZM86 220H87V219H86ZM95 220H96V219H95ZM99 220H103V219H100V218H99ZM149 220H150V219H149ZM154 220H155V219H154ZM154 220H153V221H154ZM179 220H180V219H179ZM183 220H184V219H183ZM15 221H16V219H15ZM31 221H34V220H31ZM31 221H30V222H31ZM36 221H37V220H36ZM50 221H51V220H50ZM74 221H76V220L74 219ZM90 221H91V219H90ZM103 221H104V220H103ZM119 221H120V220H119ZM121 221H123V220H121ZM128 221L130 222V220H128ZM155 221H156V220H155ZM167 221H168V220H167ZM167 221H166V222H167ZM169 221H170V220H169ZM186 221H187V220H186ZM1 222H2V221H1ZM19 222H20V221H19ZM21 222H22V221H21ZM21 222H20V223H21ZM25 222H27V221H25ZM37 222H38V221H37ZM39 222H40V220H39ZM53 222L55 223L56 221H53ZM65 222H68V221H65ZM69 222H70V221H69ZM80 222H81V220H80ZM91 222H92V221H91ZM147 222H148V221H147ZM151 222H152V221H151ZM172 222H173V221H172ZM187 222H188V221H187ZM2 223H3V222H2ZM7 223H8V222H7ZM14 223H15V222H14ZM40 223H42V222H40ZM40 223H39V224H40ZM56 223H57V222H56ZM58 223H59V222H58ZM58 223H57V224H58ZM82 223H84V222H82ZM82 223H81L80 225H82ZM98 223H100V222L98 221ZM98 223H97V224H98ZM118 223H119V222H118ZM118 223H117V224H118ZM121 223H122V222H121ZM126 223H128V222H126ZM131 223H132V221H131ZM131 223H130V224H131ZM184 223H185V222H184ZM29 224H30V223H29ZM31 224H32V223H31ZM47 224H48V222H47ZM61 224H62V223H59V225H61ZM70 224H72V223H70ZM87 224H88V223H87ZM102 224H103V223H102ZM104 224H105V223H104ZM130 224H129V225L126 224V225L131 226ZM153 224H154V223H153ZM156 224H157V222H156ZM161 224H162V223H161ZM165 224H166V223H165ZM173 224H174V223H173ZM180 224H181V223H180ZM190 224H191V223H190ZM0 225H1V224H0ZM15 225H16V224H15ZM17 225H19V224H17ZM20 225H22V223H21ZM20 225H19V226H20ZM37 225H38V224H37ZM44 225H45V224H44ZM48 225H49V227H50V224H48ZM55 225H56V224H55ZM83 225H84V224H83ZM158 225H159V224H158ZM171 225H172V224H171ZM19 226H18V227H19ZM29 226H31V225H28V227H29ZM32 226H33V225H32ZM32 226H31V227H32ZM40 226H41V225H40ZM40 226H38V227H40ZM62 226H63V225H62ZM73 226H74V225H73ZM94 226L96 227V224H94ZM98 226H99V225H98ZM103 226H104V225H103ZM122 226H123V224H122ZM163 226L165 227L164 224H163ZM175 226H176V225H175ZM184 226H185V225H184ZM188 226H189V225H188ZM3 227H4V226H3ZM14 227H15V226H14ZM28 227H27V228H28ZM43 227H45V226H43ZM53 227H55V226H53ZM68 227H69V226H68ZM71 227H72V226H71ZM71 227H70V228H71ZM79 227H80V226H79ZM132 227H134V225H133ZM185 227H186V226H185ZM12 228H13V227H12ZM20 228H21V227H20ZM23 228H24V227H23ZM45 228L48 229L47 226H46ZM58 228H61V226L58 227ZM76 228H77V227H76ZM102 228H103V227H102ZM112 228H113V227H112ZM115 228H116V227H115ZM125 228H126V227H125ZM128 228H129V227H128ZM154 228H155V227H154ZM158 228H159V227H158ZM160 228H161V227H160ZM21 229H22V228H21ZM29 229H30V228H28V232H29ZM56 229H57V228H56ZM65 229H66V228H65ZM77 229H78V228H77ZM98 229H99V228H98ZM120 229H121V228H120ZM123 229H124V228H122V230H123ZM129 229L131 230V228H129ZM134 229H135V227H134ZM168 229H169V228H168ZM181 229H182V228H181ZM17 230H18V229H17ZM33 230H34V229H33ZM37 230H38V229H37ZM154 230L157 231L156 228H155ZM176 230H177V229H176ZM185 230H186V229H185ZM21 231H22V230H21ZM25 231H26V229H25ZM25 231H24V232H25ZM30 231H32V230H30ZM45 231H47V230L45 229ZM53 231H54V229H53ZM58 231H59V230H58ZM60 231H62V230H60ZM70 231H71V230H70ZM74 231H75V230H74ZM76 231H77V230H76ZM112 231H113V229H112ZM135 231H136V230H135ZM141 231H142V230H141ZM148 231H149V230H148ZM148 231H146V232H148ZM160 231H161V229H160ZM197 231H198V229H197ZM15 232L17 233V231H15ZM26 232H27V231H26ZM51 232H52V231H51ZM63 232H64V231H63ZM65 232H66V230H65ZM114 232H115V231H114ZM133 232H134V231H133ZM151 232H152V230H151ZM153 232H154V231H153ZM178 232H179V231H178ZM186 232H187V231H186ZM195 232H196V231H195ZM110 233H113V232H111V230H110ZM130 233H131V232H130ZM135 233H136V232H135ZM143 233H144V232H143ZM143 233H140V234H143ZM20 234H21V233H20ZM20 234H19V235H20ZM30 234H31V232H30ZM50 234H51V233H50ZM64 234H65V233H64ZM64 234H63V235H64ZM66 234H67V233H66ZM113 234H114V233H113ZM116 234H122V233L118 232V233H116ZM124 234H126V233H124ZM124 234H123V235H124ZM132 234H133V233H132ZM145 234H148V233H145ZM159 234H160V233H159ZM176 234H178L177 231H176ZM190 234H191V233H190ZM55 235H56V234H55ZM59 235H60V234H59ZM114 235H115V234H114ZM30 236H31V235H30ZM30 236H29V237H30ZM60 236H61V235H60ZM67 236H68V235H67ZM69 236H70V235H69ZM118 236H119V235H118ZM142 236H143V235H142ZM142 236H141V237H142ZM2 237H3L4 239L6 238V239H8L9 241L13 242V246H14V249H15V250H13L14 253H18L17 255L22 256V258H25L26 260L31 259V257L33 258V254H34V253L31 252L30 245H29L28 243L25 242V240H24L25 238L23 239L22 237H20V236H18V235H14V230H13V233H12V232H10L9 227H8V228H5V229H3V228L1 229V228H0V238H2ZM62 237H63V236H62ZM65 237H66V236H65ZM99 237H100V236H99ZM108 237H109V236H108ZM110 237H111V236H110ZM120 237H121V236H120ZM122 237H124V236H122ZM133 237H134V236H133ZM133 237H132V239L135 241L136 239H134V238H135L136 236H135L134 238H133ZM141 237H138V236H137V238H139V239H140ZM145 237H146L145 239L147 240V235H145ZM48 238H49V237H48ZM68 238H69V237H68ZM77 238H78V237H77ZM100 238H101V237H100ZM112 238H113V237H112ZM112 238H111V239H112ZM117 238H118V237H117ZM186 238H187V236H186ZM60 239H62V238H60ZM95 239H96V238H95ZM111 239H110V240H111ZM120 239H122V238H120ZM123 239H124V238H123ZM123 239H122V240H123ZM187 239H188V238H187ZM2 240H3V239H2ZM51 240H52V239H51ZM56 240H57V239H56ZM67 240H68V239H67ZM73 240H74V238H73ZM98 240H101V239H98ZM108 240H109V239H108ZM117 240H118V239H116V240L113 239L114 242L117 241ZM124 240H125V239H124ZM141 240L143 241L144 239L142 238ZM4 241H5V240H3V242H4ZM95 241H97V239H96ZM113 241H112V242H113ZM120 241H121V240H120ZM125 241H126V240H125ZM125 241H124V242H125ZM138 241H140V240H138ZM182 241H183V240H182ZM1 242H2V241H1ZM7 242H8V241H7ZM68 242H69V240H68ZM99 242H100V241H99ZM106 242H107V241H106ZM117 242H119V241H117ZM121 242L123 243V241H121ZM136 242H137V241H136ZM145 242H147V241H145ZM32 243H33V242H32ZM38 243H40V242H38ZM54 243H55V242H54ZM69 243H71V242H69ZM72 243H73V241H72ZM100 243H101V242H100ZM176 243H177V242H176ZM188 243H189V242H188ZM206 243H207V242H206ZM4 244H5V243H4ZM6 244H7V243H6ZM6 244H5V245H6ZM9 244H10V243H9ZM57 244H58V243H57ZM130 244H131V243H130ZM145 244H147V243H145ZM178 244H179V243H178ZM201 244H202V242H201ZM201 244H200V245H201ZM2 245H3V244H2ZM60 245H61V243H60ZM73 245H74V244H73ZM102 245H103V244H102ZM102 245H101V246H102ZM115 245H116V243H115ZM115 245H114V246H115ZM133 245H134V244H133ZM136 245H137V244H136ZM141 245H144V244H141ZM148 245H149V244H148ZM174 245H175V244H174ZM183 245H184V244H183ZM202 245H203V244H202ZM13 246H12V247H13ZM32 246H33V245H32ZM52 246H53V245H52ZM96 246H97V245H96ZM98 246H99V245H98ZM101 246L99 247V249L101 248ZM111 246H112V245H111ZM114 246H113V247H114ZM127 246H128V245H127ZM134 246H135V245H134ZM139 246H140V244H139ZM151 246H153V245H151ZM206 246H207V245H206ZM206 246L204 245V246L202 247V249H203V248L206 249V248H205ZM60 247H61V246H60ZM67 247H68V245H67ZM70 247H71V246H70ZM72 247H73V246H72ZM116 247H117V245H116ZM118 247H119V246H118ZM121 247H122V246H121ZM142 247H143V246H142ZM144 247H145V246H144ZM144 247H143V249H144ZM173 247H174V246H173ZM176 247H179V246H176ZM176 247H175V249H176ZM187 247H188V246H187ZM3 248H4V247H3ZM9 248H10V249H13V248H11L10 246H9ZM95 248H97V247H95ZM149 248H150V247H149ZM151 248L153 249V247H151ZM185 248H186V247H185ZM6 249H8V248H6ZM58 249H60V248H58ZM63 249H64V248H63ZM68 249H70V248H68ZM116 249H118V248H116ZM134 249H135V248H134ZM180 249H182V246H181ZM200 249H201V248H200ZM240 249H241V248H240ZM33 250H35V249H33ZM33 250H32V251H33ZM41 250H42V249H41ZM43 250H44V249H43ZM100 250H102V249H100ZM100 250H99V251H100ZM118 250H119V249H118ZM120 250H121V249H120ZM186 250H187V249H186ZM195 250H196V249H195ZM207 250H208V249H207ZM237 250H238V249H237ZM245 250H247V249H245ZM63 251H64V250H63ZM72 251H74V248H73ZM144 251H145V250H144ZM148 251H149V250H147V252H148ZM179 251H180V250H179ZM197 251H200V250H197ZM10 252H12V251H10ZM45 252H46V251H45ZM66 252H68V251H66ZM100 252H101V251H100ZM128 252H129V251H128ZM135 252H136V251H135ZM138 252H139V251H138ZM141 252H142V251H141ZM141 252H140V253H141ZM153 252H156V251H153ZM177 252H178V251H177ZM180 252H181V251H180ZM188 252H190V250H189ZM239 252H242V250L239 251ZM1 253H2V252H1ZM14 253H12V254H13L12 257L15 256ZM35 253H36V252H35ZM68 253H69V252H68ZM68 253H66V254H68ZM72 253H73V252H72ZM75 253H76V252H75ZM75 253H74V254H75ZM101 253H102V252H101ZM101 253H100V254H101ZM120 253L122 254V252H120ZM165 253H167V252H165ZM181 253H182V252H181ZM201 253H202V251H201ZM208 253H210V252H208ZM5 254H6V252H5ZM7 254H10V253L7 252ZM7 254H6V255H7ZM61 254H62V253H61ZM131 254H132V253H131ZM136 254H138V253H136ZM145 254H147V253H145ZM153 254H155V253H152V255H153ZM187 254H190V253H187ZM187 254L185 253L184 255L186 256ZM191 254H192V253H191ZM198 254H199V252H198ZM206 254H207V251H206ZM238 254H239V253H238ZM244 254H245V253H243V257H244ZM1 255H2V254H1ZM17 255H16V256H17ZM35 255H36V254H34V256H35ZM46 255H47V254H46ZM57 255H58V254H57ZM63 255H64V254H63ZM97 255H98V254H97ZM97 255H96V256H97ZM123 255H124V254H123ZM129 255H130V252H129ZM134 255H135V254H134ZM140 255H142V253H141ZM158 255H159V254H158ZM181 255H183V254H181ZM181 255H180V256H181ZM210 255H211V254H210ZM214 255H215V254H214ZM241 255H242V253H241ZM3 256H4V255H3ZM49 256H50V255H49ZM59 256H60V255H59ZM65 256H67V255H65ZM98 256H99V255H98ZM142 256H144V255H142ZM149 256L151 257V255H149V253H148V257H149ZM162 256H163V255H162ZM162 256H161V257H162ZM176 256H177V255H176ZM197 256H198V255H197ZM201 256H202V255H201ZM201 256H200V257H201ZM203 256H204V255H203ZM43 257H44V255H43ZM46 257H47V256H46ZM55 257H56V256H55ZM134 257H135V256H133V258H134ZM145 257H146V256H145ZM145 257H141V258H143V260H145ZM155 257H156V256H155ZM204 257H205V256H204ZM209 257H212V256H209ZM218 257H219V256H218ZM218 257H217V258H218ZM19 258H20V257H19ZM48 258H50V257H48ZM73 258H74V257H73ZM138 258H140V257H138ZM151 258H152V257H151ZM168 258H169V257H168ZM214 258H216V256H215ZM214 258H213V259H214ZM236 258H237V257H236ZM236 258H234V259H236ZM241 258H242V257H241ZM1 259H2V258H1ZM6 259H7V258H6ZM8 259H9V258H8ZM15 259H16V258H15ZM15 259H14V261H15ZM34 259H35V258H34ZM38 259L42 260V257H39ZM53 259H54V258H53ZM55 259H56V258H55ZM119 259H120V258H119ZM131 259H132V258H131ZM160 259H161V258H160ZM160 259H159V260H160ZM169 259H170V258H169ZM175 259H176V258H175ZM178 259H179V258H178ZM188 259H189V258H188ZM202 259H203V258H202ZM205 259H206V258H205ZM208 259H209V258H207V261H208ZM20 260L22 261V259H20ZM26 260H25V262H26ZM31 260H33V259H31ZM72 260H73V259H72ZM75 260H76V259H75ZM125 260H126V259H125ZM128 260H129V259H128ZM179 260H180V259H179ZM196 260H197V259H196ZM2 261H3V260H2ZM2 261H0V262H2ZM5 261H6V260H5ZM5 261H3V262H5ZM8 261H12V260L9 259ZM8 261H7V262H8ZM34 261H35V260H34ZM37 261H38V260H37ZM51 261H52V259H51ZM53 261H54V260H53ZM85 261H86V260H85ZM148 261H149V260H148ZM150 261H152V260H150ZM156 261H158V260H155V262H156ZM176 261H177V260H176ZM200 261H201V260H200ZM12 262H13V261H12ZM18 262H19V261H18ZM22 262H23V261H22ZM32 262H33V261H32ZM38 262H39V261H38ZM41 262H42V261H41ZM41 262H39V263H41ZM45 262H46V261H45ZM55 262H56V261H55ZM57 262H58V261H57ZM57 262H56V263H57ZM61 262H63V261H61ZM69 262H70V261H69ZM74 262H75V261H73L72 263H74ZM83 262H84V260H83ZM124 262H125V261H124ZM129 262H130V261H129ZM142 262H143V261H142ZM158 262H159V261H158ZM169 262H170V261H169ZM177 262H178V261H177ZM179 262H181V261H179ZM236 262H237V261H236ZM19 263H20V262H19ZM19 263H18V264H19ZM29 263H31V262H29ZM36 263H37V262H36ZM91 263H92V262H91ZM122 263H123V262H122ZM125 263H126V262H125ZM131 263H132V262H131ZM136 263H137V262H136ZM148 263H149V262H148ZM156 263H157V262H156ZM172 263H174V262H172ZM185 263H186V261H185ZM202 263H203V262H202ZM2 264H3V263H2ZM4 264H5V263H4ZM13 264H14V263H13ZM16 264H17V263H16ZM21 264H22V263H21ZM23 264H24V263H23ZM26 264H27V263H26ZM33 264H34V263H33ZM62 264H63V263H62ZM74 264H75V263H74ZM163 264H164V262H163ZM169 264H170V263H169ZM178 264H179V263H178ZM204 264H205V263H204ZM232 264H234V263H232Z\"/></svg>",
  "mask_w": 264,
  "mask_h": 264
}]
</instances>
